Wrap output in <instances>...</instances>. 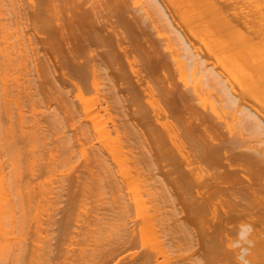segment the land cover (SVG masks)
<instances>
[{"label": "rangeland", "instance_id": "1", "mask_svg": "<svg viewBox=\"0 0 264 264\" xmlns=\"http://www.w3.org/2000/svg\"><path fill=\"white\" fill-rule=\"evenodd\" d=\"M3 2V5H2V2ZM0 1V6L2 7L1 9H0V11H5L6 9H7V11H5L6 13L4 14V12L3 13H1V16H0V32L1 33H3V34H1L0 33V48H2V49H0V263L1 264H98V263H103V264H105V262H106V264L108 263V264H139L138 263V256H136L138 253H140V252H142L143 250H145V251H148V252H151L154 248H156V247H159V245L160 246H162V242H164V241H166V240H164V238H166L165 236H161V234H163L161 231H159V232H161V234H159V232H158V234H159V236H160V238H158L159 236L157 235V236H155V237H152V236H154L153 234H151V236L150 237H148V239L149 240H146V237H145V240H142V241H144V243L143 242H141V243H143V244H140V240L136 243V247L135 248H133L132 247V249H128L127 250V252L125 251V252H119V255H114V259L112 258L111 260H110V262L108 261H106L105 260V262H104V259H102L101 258V255H97L98 254V250H99V254H101V252H103L104 251V249H107L112 243H114L115 242V240H116V238H115V235L113 234V232H111V230L116 226V225H118V223H119V221H121V223H122V220H119V218H117L118 219V222H116L117 221V219L115 220V219H109V216H110V213H109V215L107 216V214H106V211H105V209L104 208H106V207H108V206H110V205H107V204H105V203H110V201H111V199H110V191H106V190H104L103 189V191H102V189H99L98 188V186H97V183H98V181L99 180H97V178L99 177V176H97V177H95V176H92V178H90L91 179V181H90V179H89V177H91V176H85V177H83L82 179L81 178H79L78 179V177H76V179H75V176H76V174H77V170H78V172L81 170V166L80 165H82L83 164V162H84V159H85V156H83V152H85L86 153V155H87V153H88V148L90 147V145H88V144H85L87 147H86V149H84L85 151H83V152H79L78 154H75V157L73 158V159H71L72 161H69L70 159H67V157L64 155V158H63V155H62V148H61V145L58 147L59 149H56V147H55V141H57L58 140V142H60L61 143V140H63V138H65L66 136H68L71 132H70V130L72 129H70V124H66V118H67V120H69L71 117V115L73 116V114H69V116H65L66 118H65V120H64V118H63V116L61 115V114H59V111L58 110H56V111H58V114L60 115H57V112L55 111V107L57 106L56 105V103L59 105V102H57L58 100L57 99H59V101H63V100H61V98L62 99H64L65 97L67 98L66 100H68V97H69V99L70 100H73L74 102H75V106H76V109H77V119L79 118V122L81 121V122H86V125L89 123V125H87V128L89 129V127L91 126V123H90V121H89V116H88V119H87V117L85 118V119H83L84 117H85V115H87L88 114V111L90 110H92V112L94 111V108H92L94 105H97V101H98V98H99V102H100V98H101V96H102V94L103 93H108V92H106L107 90H106V87H105V85L106 84H108L107 82H109L108 80L106 81L105 80V76L107 75H105V76H103V77H105L104 79L101 77L102 75H99L101 78L100 79H102V80H100V82H101V86H103V88L101 87H99V89H100V93H98V91L95 93V91H93V90H91V91H89V92H87V93H84V100H87V102L85 101V103H83L84 105H87L88 104V100H89V98H90V102H89V105H87L86 107H87V109L85 108V114L82 112V110H81V108H83V107H81V105L82 106H84L83 104H81V102H79V100L78 99H76L75 97H76V92H75V90H76V88H74L73 87V82H75L74 81V79H72L70 76V78L68 77V72H70V71H68L67 70V72H65V70L66 69H68V68H66L65 69V67H68V65H70V63H66V65L64 64V61H59V62H61V65L62 66H60V63L59 62H57L58 60V58H61V55H62V57L63 56H65V54L63 55V53H64V50L66 51V49H65V44L64 43H62L61 45H63V49H62V52L63 53H61V49L59 50V51H57L58 52V54L57 53H54L53 51V53L51 52V51H48L49 49L48 48H46V49H48L47 50V53H46V49H44L43 50V48H41L40 47V45H41V43H39V41L38 42H34L30 37H35V40H37V39H42L43 38V36L44 37H46L47 35L46 34H44L43 35V32L41 33H36L34 30V27L33 26H31V28H30V24L32 25V23H35V20H33L34 22H31L30 23V19H31V17H30V19H29V17L28 16H25V17H27L26 19H28V20H26L25 18H23V19H25V20H23V22H16V20H15V22H13V23H15L14 25L11 23L12 21H10V18L12 17L11 15H10V11H9V9H11L12 7H16L17 8V10L19 9V8H21V9H23L24 11L26 10L27 12H32L33 11V13H34V4H35V0H13V2H12V0H1ZM20 2V4H19V2ZM84 1V0H83ZM91 1L93 2V0H90V3H91ZM95 1H96V3H95ZM102 1V2H101ZM112 1V2H111ZM116 1V2H115ZM120 1V0H119ZM118 0H105V1H103V0H94V2H93V4H94V7L93 6H91V5H93L92 3H91V5H90V3H89V0H88V3H89V6H90V8L92 7V8H95L96 10H97V12H98V14H99V12H100V14L99 15H101V17H102V22H101V17H100V22L102 23V24H100V26L101 25H103V26H96V27H98L99 28V35L101 36V37H103V39H106L105 40V43H104V45H105V47H102V48H105V49H103L102 50V48L100 49V51H110L111 52V54H113L112 55V58H111V62H112V65L110 66V68L108 67L107 68V70H105L104 68H100V67H98L100 70H102V71H100V72H102L101 74H103V72H104V74L105 73H109L110 71H112V69H115V70H113L112 72L114 73V75H116V77H115V83L117 84V91H118V95L121 97L122 96V98H123V100L125 99V101H126V99L130 102V104H128L129 102L128 101H124V103H125V105L127 104V106H129V108L131 107V108H134L135 109V107H133V106H137V105H141L142 107L144 106V109H143V111L144 112H146V114L148 115V117H147V122H145L146 124H148L149 123V125L151 126L152 125V123L153 124H155V119L156 118H154L155 117V114H154V112H155V110L152 112L151 111V109H153L155 106L156 107H159V105H160V107L159 108H156V109H158V110H160V108H161V111H158V112H160V113H162V117L163 118H160V119H163L162 120V122L163 121H165V122H171V125L173 126V124H174V126L173 127H175L176 128V130L178 129V124H176V122L177 123H179L180 124V120L178 119L179 118V114H177V112L178 111H175V110H178V109H176V108H174V105H175V102L177 103V96H179V94H181L182 96L184 95L185 96V94H187L188 92H191L192 94H193V92L191 91L193 88L191 87L192 86V84L193 83H195L196 81L197 82H199L200 84H201V80L198 78V77H200L201 78V76H203L201 73L202 72H200L201 70H199V69H201V68H199L198 67V70H196L195 72L194 71H192V69L193 68H190V66L186 63L187 62V60H186V58H183V57H185L184 56V54H182V53H185V52H183L184 50L182 49V44H183V42L182 41H180V37H179V35L178 34H180V36H182V37H184L182 40H186V39H188L187 41H189V43L191 42L192 44H191V46H189V47H191V49H192V51H194V53H196V55H203V58H204V56H205V58H206V60H207V63H208V66H210L209 68H210V70H212L213 71V75L214 76H217V80L216 81H218V80H222V82H224V84H225V90L224 89H221L220 87V85L219 84H215V85H213V87H206L205 85H206V83H205V81L204 82H202V83H205V85H203V84H201V85H203L202 86V89L203 90H200V86L201 85H199V83L198 84H194L195 85V88L197 87V85H199V89H196V91L197 90H200V91H197V92H199L198 94L200 95V97H202L203 98V100L204 101H202L201 99L202 98H199V100L197 101V100H195V103H192V105L193 106H196V105H198V106H196L195 108L196 109H199V111L200 112H198L199 113V115H200V113L202 114L203 112L205 113H203L202 115L203 116H205L204 118V120H207L206 121V123L208 122V123H210L209 125H211V130L209 131L210 132V134L212 135L213 134V138H214V136L216 137V138H212V140H209V142L211 143V144H217V143H219V141L221 142V141H223L222 142V144L225 146V148L227 149V148H229L231 151H234L235 153H237V152H239L241 149H239V148H241L242 147V145H243V147H242V149H246V151L247 150H249L248 148V146H251V147H253V148H260L261 146V144L259 145V143L257 144L256 143V145H255V143L253 142V141H255V139L256 138H254V136H252V135H250L249 134V132L248 131H246L245 132V130H246V128H244L243 129V126H242V123H240V121H239V119H237V117H238V112L235 110V109H237V107H238V104L240 105H242L243 104V107H245V108H247V109H250L251 111H254V112H259L258 114H260V116H264V79H260V78H262V77H260V78H258L259 77V75L260 76H264V66H262L261 67V65L262 64H264V30H262L261 28V26H264V25H261V24H264V19H262V18H260V16H259V14L261 15V17H264V15H262L261 13H260V10H259V8L261 9V11H264V9H262V7H264V6H262L260 3V5L261 6H257L256 7V3H254L256 0H254V1H252V0H250V3L248 2L249 0H247V1H245V0H209V2H208V0H197L198 1V3L199 4H197L196 5V0H185V3H188L187 4V6H186V4H183L184 3V1L183 0H180V3H178L177 1H179V0H177V1H174V0H121L120 2H119ZM125 3H124V2ZM173 1V2H172ZM183 1V2H182ZM191 3H190V2ZM205 1V2H204ZM261 1V3L262 2H264V0H260ZM7 2V3H6ZM12 2V3H11ZM105 4H104V3ZM109 2H111V3H109ZM123 2V3H122ZM165 2V3H164ZM178 4H177V3ZM195 2V3H194ZM204 2V3H203ZM213 4L214 3V5H217L216 7L213 5V7H215V8H217L219 11L218 12H220L221 11V14H219V15H217V13L214 11V10H216L215 8H210V7H212V5H210L211 3ZM245 2V3H244ZM247 2H248V4H247ZM254 4H253V3ZM257 2H259V0L257 1ZM23 3V4H22ZM24 3H25V6H24ZM33 3V4H32ZM84 3H85V1L83 2V5H84ZM104 5H103V4ZM106 3H107V5H106ZM108 3L110 4V6L111 5H113L114 7H115V9L117 8V10H115L114 9V7L113 6H108ZM122 4V6H121V4ZM127 3H128V5H127ZM130 3V4H129ZM153 3V4H155L154 6H151V4ZM175 3H176V5H175ZM208 3H209V6H208ZM252 3V4H251ZM11 4H13V6L11 7ZM85 4H87V2L85 3ZM95 4H96V6H95ZM102 4V5H101ZM133 4V5H132ZM152 4V5H153ZM172 4V5H171ZM189 4H193V6H194V4H195V6L194 7H197L198 8V5L199 6H203V8H204V13H205V11H207V7H209L208 8V19L206 18V15H200V17H202L203 19H204V23L203 24H210V22H212V26H207V29L209 28V30H206V28H205V30H206V32H209V33H206L205 32V30L204 29H201L202 27H203V25H202V21L200 22L201 23V26L202 27H199L198 28V26H200L199 24H197L198 26H195V27H197V30L195 29V27H193L192 28V30H194L195 32H194V34H193V31H192V34L190 33V31L191 30H189V29H191V28H189L190 27V25H191V27H192V24H190L189 26H188V24L189 23H187L186 24V22L187 21H190V20H188L187 18H186V20L184 19L185 17V15H187V14H185L186 12H184V13H182L183 12V10L184 11H187V10H185V8H187L188 7V5ZM202 4V5H201ZM205 4H207V6H205ZM5 5V6H4ZM31 5V6H30ZM119 5V6H118ZM141 5V6H140ZM156 5H157V7H156ZM178 5H182V6H186V7H183V8H181V12H180V9H179V6ZM249 5H251V6H249ZM252 5H254L255 7H252ZM4 6V7H3ZM85 6V5H84ZM88 6V7H89ZM107 6L109 7V9L111 8V9H113V10H110L109 11V9L107 8ZM128 6V7H127ZM175 6H178V8H176ZM6 7V8H5ZM28 9H27V8ZM88 7L87 8H85V9H88ZM113 7V8H112ZM118 7H120V9L118 8ZM146 7V8H145ZM154 7V8H153ZM157 9H160V11H161V14H159L160 12H159V10H156V8ZM160 7V8H159ZM177 9L176 11H179V12H176V11H174V9L175 8ZM189 7H191V6H189ZM219 7V8H218ZM241 7V8H240ZM5 8V9H4ZM30 8V9H29ZM84 8V7H83ZM89 8V10H91ZM106 8H107V10H106ZM140 8V9H139ZM145 8V9H144ZM201 8V7H200ZM199 8V9H200ZM254 8L255 9H257V10H259L258 12H257V10L255 11V12H253L254 11ZM2 9H4V10H2ZM13 9V8H12ZM15 9V8H14ZM128 9V10H127ZM153 11H152V10ZM167 9V10H166ZM191 9H192V11H194L193 10V7H191ZM195 9V8H194ZM16 9H15V11H17ZM22 10V11H23ZM32 10V11H31ZM105 12H104V11ZM115 10V11H114ZM145 10L148 12V13H150V14H148L147 12H145ZM202 10V9H201ZM242 10V11H241ZM253 10V11H252ZM19 11H20V9H19ZM19 11H17L18 13H19ZM23 12L25 15H27V12ZM101 11H103L102 13H101ZM114 11V12H113ZM116 11H118L117 12V14H116ZM120 11V12H119ZM132 11H133V13H132ZM191 10H189V12H190ZM210 11H212L211 13L213 14V15H211L210 16ZM223 11V12H222ZM9 12V13H8ZM12 12V11H11ZM21 12V11H20ZM111 12V13H110ZM145 12L146 14H147V16H146V14H144L143 15V13ZM189 12L187 11V13L189 14ZM214 12V13H213ZM241 12V13H240ZM247 12V13H246ZM251 12V13H250ZM16 13V12H15ZM22 13V12H21ZM33 13L30 15L29 13H28V15H30V16H32L33 15ZM110 13V14H109ZM157 13V14H156ZM178 13V14H177ZM222 13H223V16H224V19H225V22H224V19H222L223 17H222ZM5 15L4 17L2 16V15ZM6 14H7V16H6ZM153 14V15H152ZM164 14H165V16H164ZM168 14V15H167ZM183 15V17H180V15ZM191 14H192V12H191ZM190 14V17H192V15ZM197 14V13H196ZM195 14V15H196ZM206 14V13H205ZM253 14H254V16H253ZM258 14V15H257ZM103 15V16H102ZM116 15H119V18H117L116 19V17H118V16H116ZM149 15H150V17H149ZM156 17H155V16ZM158 15V16H157ZM169 15H171V16H169ZM198 15V14H197ZM220 15H221V17H220ZM257 15V16H256ZM19 16H24V15H21L20 13H19ZM105 16V17H104ZM113 16H114V18H113ZM214 18H213V17ZM216 16H218V17H216ZM246 16V17H245ZM112 17V18H111ZM142 17V18H141ZM147 17V18H146ZM159 17V18H158ZM162 17V18H161ZM165 17V18H164ZM200 17H199V19H200ZM216 17V18H215ZM220 17V18H219ZM1 18H2V21H1ZM4 18H8V19H4ZM103 18H105V19H103ZM123 18V19H122ZM139 18V19H138ZM144 18V19H143ZM146 18V19H145ZM151 18V19H150ZM154 18V19H153ZM164 18V19H163ZM175 18V19H174ZM182 18L186 21H184V20H182ZM210 18H212V19H210ZM227 18V19H226ZM19 19L22 21V17L20 18L19 17ZM18 19V20H19ZM32 19H34V17L32 18ZM113 19V20H112ZM122 20V21H119V23L117 22L118 20ZM142 19H143V23L141 22L142 21ZM170 19V20H169ZM180 19V20H179ZM191 20H192V18H190ZM193 19H195L194 17H193ZM214 19V20H213ZM248 19V20H247ZM259 19H261V20H259ZM4 20H6L5 22H7V24L4 22ZM11 20H12V18H11ZM107 20V22H109L108 24H109V26H105V25H108V24H106L107 22H105V21ZM112 20V21H111ZM198 20V19H197ZM209 20H210V22H209ZM212 20V21H211ZM218 20V21H217ZM227 20V21H226ZM243 20H246V21H243ZM251 20V21H250ZM257 20V21H256ZM10 21V22H9ZM14 21V20H13ZM98 21V20H97ZM155 21H156V23H158L157 25H155L156 23H155ZM175 21V22H174ZM193 21V20H192ZM4 22V23H3ZM8 22H9V24H10V28L8 27L9 25H8ZM99 22V23H100ZM105 22V23H104ZM136 22V23H135ZM162 22V23H161ZM185 22V23H184ZM194 22H198V21H194ZM214 22V23H213ZM226 22H230V26L232 27V28H230V26L228 25L229 23H226ZM244 22H245V24H244ZM249 22V23H248ZM260 22H262V23H260ZM18 23V24H17ZM24 23V24H23ZM26 23V24H25ZM96 23H98V22H96ZM114 23L116 24V26H114ZM134 23H135V25H134ZM174 23V24H173ZM178 23V24H177ZM224 23V24H223ZM254 23H256V24H254ZM260 24V27H259V24ZM3 24V25H2ZM6 24V25H5ZM11 24H12V26H11ZM20 24V25H19ZM181 24V25H180ZM187 26H186V25ZM219 24H220V26H219ZM223 24V25H222ZM226 24L229 26H226ZM235 24V25H234ZM250 24V25H249ZM18 25V26H17ZM23 25V26H22ZM35 25V24H34ZM122 25V26H121ZM213 25H214V27H213ZM216 25V26H215ZM218 25V26H217ZM256 26V28H255V26ZM4 26L6 27V28H4ZM29 26V27H28ZM110 26H113V27H110ZM121 26V27H120ZM139 26H142V27H138ZM156 26V27H155ZM160 26H162V27H160ZM193 26H194V24H193ZM224 26V27H223ZM235 26V27H234ZM2 27V28H1ZM36 27V26H35ZM108 27V28H107ZM109 27H110V29H109ZM114 27L116 28V29H114ZM121 29H120V28ZM137 27V28H136ZM148 27V28H147ZM169 27V28H168ZM177 27V28H176ZM217 27H220L219 29L217 28ZM222 27V28H221ZM16 28V29H15ZM33 28V29H32ZM106 30H105V29ZM132 28H134L135 30H137V31H135L134 29H132ZM140 28H142V29H140ZM153 28V29H152ZM181 28V29H180ZM183 28V29H182ZM204 28V27H203ZM210 28H212L211 30H212V32H211V30H210ZM214 28V29H213ZM216 28H217V31H216ZM253 28V29H252ZM3 29V30H2ZM5 29V30H4ZM30 29H32L33 31H32V33H33V35H34V32H35V35L33 36H30V34H32L31 33V30ZM37 29V28H36ZM102 29H104L103 31H102ZM123 29V30H122ZM164 29H166V31L164 30ZM231 29V30H230ZM235 29V30H234ZM239 31H238V30ZM30 32H29V31ZM114 30V31H113ZM139 30V31H138ZM140 30H141V32L142 31H144V32H142V35L143 36H140L141 34V32H140ZM164 30V31H163ZM168 30V31H167ZM171 30V31H170ZM199 30V35H198V31ZM230 30V31H229ZM233 30V31H232ZM250 30V31H249ZM12 31V32H11ZM17 31H19V32H17ZM21 31V32H20ZM25 31V32H24ZM110 32V33H108V32ZM113 31V32H112ZM117 31V32H116ZM176 31V32H175ZM185 31V32H184ZM201 31V32H200ZM204 33H203V32ZM215 31H216V33H215ZM112 32V33H111ZM116 32V33H115ZM121 32V33H120ZM123 32V33H122ZM127 32H129V33H131V34H129V33H127ZM135 32H137V33H135ZM156 32H157V34H156ZM166 32V33H165ZM178 32H180V33H178ZM239 32V33H238ZM249 32V33H248ZM16 33V34H15ZM23 33V34H22ZM105 33L107 34L108 33V35H105ZM119 33V34H118ZM125 33V34H124ZM127 33V34H126ZM144 33V34H143ZM159 33H161L160 35H161V37H159L158 36V34ZM185 33V34H184ZM195 33H197V35H198V37L196 36V34ZM206 33V34H205ZM211 33V34H210ZM12 34V35H11ZM37 34H39L41 37H38L37 36ZM116 34V35H115ZM138 34V35H137ZM140 34V35H139ZM167 34V35H166ZM171 34V35H170ZM201 34L203 35V37L201 36ZM205 34V35H204ZM211 35V38H210V35ZM242 34V35H241ZM28 35H29V39L27 38L28 37ZM46 35V36H45ZM113 35V36H112ZM119 35V36H118ZM120 35H122V37L120 36ZM124 35V36H123ZM126 35V36H125ZM176 35V36H175ZM194 35H195V37H194ZM10 36V37H9ZM15 36H17L16 38H15ZM22 38H21V37ZM27 36V37H26ZM109 36V37H108ZM118 38H117V37ZM191 36V37H190ZM207 36H209V38L207 37ZM5 37V40L3 39ZM48 38H49V35L47 36ZM46 37V38H47ZM149 37V38H148ZM173 37V38H172ZM174 37L176 38V39H174ZM181 37V38H182ZM186 37V38H185ZM205 37H207L206 39H205ZM7 38V39H6ZM8 38H9V40H8ZM47 38V39H48ZM170 38H171V40H170ZM213 38V39H212ZM16 39V40H15ZM34 39V38H33ZM44 39V41L46 40L45 38H43ZM107 39H109V41L107 40ZM116 39V40H115ZM135 39V40H134ZM190 39V40H189ZM211 40V41H213V42H210L209 40ZM21 40V41H20ZM24 40V41H23ZM28 40L30 41V44H31V42H32V45H30V44H28ZM127 40V41H126ZM142 40V41H141ZM147 40H148V42H147ZM150 40V41H149ZM160 40V41H159ZM163 40V41H162ZM245 42H244V41ZM249 40V41H248ZM10 42L11 41V43H8V42ZM13 41V42H12ZM16 43H15V42ZM41 41H43V40H41ZM131 41V42H130ZM178 41H180L182 44H177V43H180V42H178ZM187 41H185V42H187ZM1 42H2V44H1ZM120 42V43H119ZM129 42V43H128ZM153 42H154V44H153ZM167 42V43H166ZM168 42H169V44H168ZM210 42V43H209ZM4 43H7V44H4ZM26 43H27V46H26ZM35 43H39L38 45H35ZM44 43V42H43ZM42 43V44H43ZM46 43V42H45ZM44 43V45L43 46H47V43L45 44ZM188 43V42H187ZM188 43V44H189ZM212 43V44H211ZM10 44V49L7 47L8 45ZM15 44V45H14ZM109 44V45H108ZM116 44H117V46H116ZM124 44V45H123ZM150 44V45H149ZM176 44L178 45V46H176ZM205 44L207 45H209V49H210V47H211V49L209 50V51H211V52H209V53H207V48H205V47H207V46H205ZM211 44V45H210ZM15 47H14V46ZM17 45H19V46H17ZM21 45H23V46H21ZM30 45V46H29ZM106 45H108V47H107V49H106ZM130 45V46H129ZM152 45V46H151ZM169 45L170 46V48H171V50H170V48H169V50L167 51V50H165V48L167 47V46ZM184 45V44H183ZM2 46V47H1ZM5 46V47H4ZM12 46L14 47V50H12ZM16 46L18 47V48H16ZM35 46H37V47H35ZM42 46V47H43ZM45 46V47H46ZM118 46H120L121 47V49H119V47ZM180 46V47H179ZM47 47H49V46H47ZM111 47V48H110ZM116 47V49H114ZM125 47V48H124ZM178 47H179V49H181V50H179L178 49ZM194 47V48H193ZM22 48V49H21ZM38 49V50H36V49ZM110 48V50H108ZM118 48V49H117ZM136 48H138V49H136ZM155 50H154V49ZM158 48V49H157ZM164 48V49H163ZM7 49H9V50H7ZM17 51H16V50ZM19 49V50H18ZM21 49V50H20ZM25 49V50H24ZM28 49V50H27ZM33 49H35V51L33 50ZM111 49H113L112 51H114V52H112L111 51ZM143 49V50H142ZM157 49V50H156ZM161 49V50H160ZM167 49V48H166ZM176 49H178V51L179 52H177V50ZM23 50H24V52H23ZM43 50V51H42ZM116 50V51H115ZM131 50V51H130ZM140 50V51H139ZM148 50V51H147ZM153 50V51H152ZM176 50V51H175ZM206 50V51H205ZM8 51V52H7ZM20 51H22L20 54H19V52ZM34 51V52H33ZM42 51V54L40 55V52ZM120 51V52H119ZM123 51V52H122ZM124 51H126V52H124ZM142 51V52H141ZM146 51H147V53L149 54L150 52V55L152 56V55H155V56H152L153 57V59L151 58V56L149 57L148 56V54H145L146 53ZM155 51H157L158 52V54L159 55H161L160 57H159V55L157 54V52H155ZM181 51V52H180ZM3 52V53H2ZM18 52V53H17ZM44 52V53H43ZM51 52V53H50ZM118 52H119V54H118ZM122 52V53H121ZM156 54H155V53ZM176 52L178 53V54H176ZM2 53V54H1ZM10 53V55H8ZM13 55H12V54ZM28 53V54H27ZM38 53V54H37ZM117 53V54H116ZM125 53V54H124ZM144 53V54H143ZM172 53V54H171ZM180 53V54H179ZM203 53V54H202ZM212 53V54H211ZM5 54L6 55H8V57L6 56L5 57ZM16 55V57H15V59L13 58L15 55ZM23 54V55H22ZM33 54V55H32ZM52 56H51V55ZM115 54V55H114ZM122 54H124V55H126L125 57H124V55H122ZM173 55V58H174V56H178V55H180V56H178L177 58H178V60H179V58L182 60V63L184 62L185 64H186V66L188 67V70L186 71V73H187V75H185L184 74V72L185 71H183V73H182V75L180 76L179 75V72H180V74H181V68H180V65H181V63H180V65L178 66V65H176L178 62V60L176 61V59L175 60H173V58H170L171 57V55ZM209 54H210V56H209ZM38 55V56H37ZM131 55V56H130ZM13 56V57H12ZM19 56V57H18ZM35 56H36V58H38V57H40V60H41V58H42V60H44L45 62L43 63L44 65H43V67L44 68H42L41 69V67H42V65H41V67L40 66H37L36 68H35V64L38 62V59H36L35 58ZM58 56V57H57ZM119 56V57H118ZM122 56V57H121ZM145 56V57H144ZM157 56V57H156ZM197 56V57H198ZM207 56V57H206ZM10 57V58H9ZM50 57V58H49ZM150 58V61H152L151 63H149L148 62V64H150V66L146 63L147 61H148V59ZM200 57V56H199ZM1 58L3 59V60H1ZM10 61V62H8V60ZM16 58H18L19 60H20V62H19V60L17 59L16 60ZM146 58V59H145ZM12 59H14V60H12ZM33 59H34V61H33ZM35 59H36V63H35ZM142 59V60H141ZM146 61H145V60ZM162 60L161 61V65H160V62H158L159 60ZM228 59V60H227ZM11 60H12V62L14 61V62H16V63H12L11 62ZM52 60H54L53 62H52ZM80 60V59H79ZM82 60V59H81ZM114 60H116L115 62H114ZM127 60H129L128 62H127ZM166 60V61H165ZM172 60L174 61V65H173V62H172ZM181 60H179V61H181ZM4 61V62H3ZM56 61V62H55ZM83 61V60H82ZM131 61V62H130ZM144 61V62H143ZM170 61H171V63H170ZM18 62V63H17ZM52 62V63H51ZM120 63V64H118L119 66H117V63ZM125 62V63H124ZM142 62V63H141ZM166 62V63H165ZM176 62V63H175ZM35 63V64H34ZM45 63H50V64H45ZM79 63H81V61H79ZM116 63V64H115ZM129 63V64H128ZM145 63V64H144ZM154 63V64H153ZM156 63H158V65H159V67H156L155 68V66H157L156 65ZM165 63V64H164ZM229 63V64H228ZM2 64H4V65H2ZM16 64H17V66H16ZM25 64V65H24ZM55 66H54V65ZM56 64H58V65H56ZM153 64V65H152ZM184 64V65H185ZM23 65V66H22ZM51 65V66H50ZM148 65V66H147ZM152 65V66H151ZM155 65V66H154ZM176 65V66H175ZM8 68H7V67ZM52 66H54V67H52ZM57 66H59V67H57ZM63 66H64V68H63ZM116 66H117V68H116ZM140 66V67H139ZM161 66V67H160ZM202 66V65H201ZM3 67V68H2ZM57 67V68H56ZM112 67H115V68H112ZM123 68V70H122V68ZM130 67V68H129ZM150 67V68H149ZM173 67H175V68H173ZM179 69V71H178V69ZM236 67H237V70H236ZM258 67H260V68H258ZM40 68V70L38 71V69ZM161 70H160V69ZM166 68V69H165ZM184 68H185V66H184ZM262 68V69H261ZM5 69V70H4ZM35 69H36V71H38V73L37 72H35ZM48 69H49V71H48ZM52 69H54L53 70V73H52ZM58 69V70H57ZM60 69V70H59ZM119 69H121V71H119ZM137 69V70H136ZM155 71H154V70ZM165 69V70H164ZM197 69V68H196ZM241 71H239V70ZM257 69V70H256ZM20 70V71H19ZM45 70V71H44ZM61 70H62V73H60L61 72ZM103 70H105V71H103ZM167 70V71H166ZM184 70H186V69H184ZM4 71H5V73H4ZM108 71V72H107ZM123 71V72H122ZM128 71V72H127ZM144 71V72H143ZM165 71H166V73H165ZM169 71V72H168ZM257 71H258V74H256L257 73ZM57 72V73H56ZM63 72H64V74H63ZM119 72V73H118ZM178 72V73H177ZM191 72H194L195 74H196V76H198V77H196V78H193V80L195 79V82H193L192 81V77L194 76L195 77V74L193 75V74H191ZM236 72H238L237 74H236ZM239 72H240V75H239ZM244 72V74H242ZM2 73V74H1ZM20 73V74H19ZM52 73V74H51ZM117 73V74H116ZM161 73V74H160ZM165 73V74H164ZM198 73V74H197ZM216 73H218V74H216ZM254 73V74H253ZM262 73V74H261ZM3 74H6V75H3ZM39 74H41V75H39ZM57 74H59V76L57 75ZM61 74V75H60ZM62 74H63V76L65 75V74H67V75H65L66 76V79L68 80V78L70 79V81H69V83H73L72 84V86H71V84H69V83H67L68 81L66 80V79H63V78H65V76L63 77V78H61L62 77ZM70 74H72L71 72H70ZM100 74V73H99ZM201 74V75H200ZM234 74H236V75H234ZM256 74V75H255ZM13 75V76H12ZM50 75V76H49ZM55 75V76H54ZM118 75V76H117ZM151 75V76H150ZM175 75V76H174ZM180 77H179V76ZM184 75H185V77H184ZM193 75V76H192ZM43 76V77H42ZM125 76V77H124ZM192 76V77H191ZM234 76H235V78H234ZM242 76H243V78H242ZM258 76V77H257ZM39 79H38V78ZM50 77H52V78H50ZM68 77V78H67ZM118 77V78H117ZM119 77H121V79L119 78ZM161 77H162V79H161ZM177 77V78H176ZM182 77V78H181ZM183 77H184V79H183ZM187 77H188V79H187ZM204 77V76H203ZM202 77V78H203ZM42 78V79H41ZM167 78V79H166ZM176 78V79H175ZM178 78H180L179 80H178ZM237 78H241L240 80L239 79H237ZM44 79V80H43ZM49 79V80H48ZM62 79V80H61ZM199 79V80H198ZM238 81H237V80ZM41 82H40V81ZM43 80V81H42ZM56 80V81H55ZM73 82H72V81ZM119 80V81H118ZM120 80H122V81H120ZM153 80V81H152ZM159 80V81H158ZM181 80V81H180ZM203 80V79H202ZM205 80V79H204ZM36 81H38V82H36ZM46 81V82H45ZM58 81V82H57ZM67 81V82H66ZM106 81V82H105ZM169 81V82H168ZM182 81H184L185 82V85L182 83ZM239 81H240V84H239ZM43 82V83H42ZM168 84H167V83ZM59 83H61L62 85H60ZM121 83H123V84H121ZM155 83V84H154ZM172 83V84H171ZM180 83V84H179ZM110 84V83H109ZM124 84H125V86H124ZM140 84V85H139ZM150 84V85H149ZM156 84H157V86H156ZM187 84V85H186ZM53 85V86H52ZM66 85H69V87L72 89V91H73V93H72V91H71V89L70 88H68V86L66 87ZM118 85H120V86H118ZM162 85V86H161ZM169 85V86H168ZM171 85V86H170ZM178 87H177V86ZM189 85H190V87H189ZM36 86V87H35ZM40 86V87H39ZM51 86V87H50ZM56 88H55V87ZM58 86H60L59 88H57ZM75 86V85H74ZM123 86V87H122ZM164 86H166V87H164ZM183 86V87H182ZM39 87V88H38ZM63 87V88H62ZM145 87V88H144ZM154 87H156V89L154 88ZM186 87V88H185ZM188 87H189V90L187 91V89H188ZM206 87V88H205ZM219 89H217V88ZM27 90H26V89ZM49 88V89H48ZM52 88V89H51ZM122 89V88H124L122 91H124L125 90V92H122V91H120V89ZM167 88V90L169 91H172L173 92V94L175 95V97H177V98H174V100L173 101H175L174 102V105H173V102L171 101V99L173 98L172 96H174V95H169V92L167 93L168 95H165V94H162V92H167V90L166 91H164V89H166ZM177 88V89H176ZM210 88V89H209ZM214 88V89H213ZM223 88V87H222ZM39 89H41V90H39ZM47 89V90H46ZM55 90V91H52V90ZM162 89H163V91H162ZM191 89V90H190ZM206 89V90H205ZM221 89V90H220ZM50 92H49V91ZM60 90V91H59ZM68 90V91H67ZM70 90V91H69ZM104 92H103V91ZM148 90V91H147ZM152 90H154V92L152 91ZM176 90V91H175ZM47 91V92H46ZM121 93H120V92ZM147 91V92H146ZM150 91H152L151 93H150ZM62 92H63V94H62ZM70 92V93H69ZM149 92V93H148ZM159 92H161L160 94L161 95H165V97L164 96H162L161 97V95L159 94ZM179 92V93H178ZM184 93L185 92V94H182V93ZM200 92H201V94H200ZM211 94H210V93ZM227 92L229 93L228 95H230V96H225L224 95V93H226L227 94ZM65 93H66V95H65ZM68 93V94H67ZM126 93V94H125ZM221 93V94H220ZM41 94V95H40ZM56 94V95H55ZM72 94V95H71ZM74 94H75V96H74ZM157 94V95H156ZM170 94H171V92H170ZM192 94H188L189 95V97L191 96L192 98H193V96H192ZM197 94V93H196ZM198 94H197V96H198ZM207 95L208 97L209 96H211V97H207L206 96V99L207 100H209L210 102H208L206 99H204L205 98V96L204 95ZM233 94V95H232ZM59 95V96H58ZM86 95V96H85ZM89 95H91L90 97H89ZM98 95V96H97ZM154 95V97L151 99V97ZM188 95H186L185 97H186V99H188L189 97H187ZM224 95V96H223ZM73 96V97H72ZM88 96V97H87ZM133 96H135V97H133ZM158 97V98H156V97ZM169 96V97H168ZM183 96V97H184ZM237 96V97H236ZM94 99V100H92L91 101V99L92 98ZM138 97V98H137ZM172 97V98H171ZM232 98V97H236V99L238 100H236L237 102H235V105L234 104H232V105H230L229 106V104H231L232 102H228V100H227V98ZM55 98V99H54ZM73 98H75V99H73ZM86 98V99H85ZM161 98V99H160ZM170 98V101L169 100H167V99H169ZM54 99V100H53ZM97 99V100H96ZM137 100V102L135 101V100ZM155 99V100H154ZM163 99V100H162ZM176 99V100H175ZM190 99V98H189ZM188 99V101L190 102V100ZM195 99H197V97L195 98ZM225 101H224V100ZM51 100V102H49ZM53 100V101H52ZM66 100H64V101H66ZM78 100V101H77ZM166 100V101H165ZM194 100V99H193ZM221 100V101H220ZM223 100V101H222ZM47 101V102H46ZM55 101V102H54ZM63 101V102H64ZM72 101V102H73ZM94 101V102H93ZM97 103H96V102ZM134 101L136 102L135 104H134ZM139 101V102H138ZM206 101V102H205ZM63 102H61L60 103V105L59 106H61V105H64V103ZM78 103V105H77V103ZM94 104H93V103ZM141 102V103H140ZM148 102H149V104H148ZM208 102V103H207ZM223 102V103H222ZM47 103H48V105H47ZM63 103V104H62ZM96 103V104H95ZM155 103V104H154ZM197 103V104H196ZM228 103V104H227ZM53 104H55V105H53ZM91 104H92V107H91ZM150 104H153V106L154 107H152V105H150ZM170 104V105H169ZM196 104V105H195ZM203 104V105H202ZM121 105H123V103L121 104V103H119V104H117L116 106H114L113 105V107L111 108V110H109V112H111L112 111V113H110L111 114V116H113L114 115V113L117 115V116H119V117H117V116H114V117H116L117 119L119 118V120H126V119H128V124L130 123V124H133V123H135V122H133V121H135L137 118H138V116H137V114H135L136 115V117L137 118H135L132 122H130V119H129V115L130 114H128V118H127V116H125L124 118L122 117V109H123V107L121 106ZM150 105V106H149ZM180 106V104H177V107H179ZM199 105H200V107H199ZM202 105V106H201ZM77 106H79V107H77ZM120 106V107H119ZM140 106V107H141ZM173 106V107H172ZM176 106V105H175ZM2 107V108H1ZM91 107V108H90ZM118 107V108H117ZM122 107V108H121ZM171 107V108H170ZM180 107H182V106H180ZM179 107V108H180ZM198 107V108H197ZM229 107V108H228ZM57 108V107H56ZM88 108H89V110H88ZM113 108H115V109H113ZM121 108V109H120ZM137 108V107H136ZM154 108V109H155ZM195 108H193L194 110H195ZM211 108V109H210ZM239 108V107H238ZM113 109V110H112ZM118 109V110H117ZM168 109V110H167ZM175 109V110H174ZM181 109H183V108H180V111L182 112V110ZM129 110V109H128ZM164 110V111H163ZM172 110H174V111H172ZM184 110V109H183ZM51 113H50V112ZM89 111V113H90V115L92 114L93 115V113L92 112H90ZM170 111H172V113L170 112ZM196 111V110H195ZM202 111V112H201ZM236 111V112H235ZM61 112V111H60ZM81 112V113H80ZM129 112L131 113V109L129 110ZM157 112V111H156ZM163 112H165V113H163ZM167 112H168V114H167ZM174 112H176V114L174 113ZM183 112H185V111H183ZM182 112V113H183ZM226 112H227V114H226ZM49 113V114H48ZM53 113H55L56 115H54ZM152 113V114H151ZM175 115H174V114ZM178 113H180V112H178ZM83 114H84V117H83ZM122 114V115H121ZM170 114H171V116H170ZM234 116H233V115ZM236 114V115H235ZM55 116V117H53V116ZM91 115V116H92ZM108 115V114H107ZM107 115H105V116H107ZM151 116V118H150V116ZM164 115V116H163ZM167 115V116H166ZM207 115V116H206ZM50 116H52V117H50ZM56 116L58 117V118H56ZM75 116V115H74ZM91 116H90V119H93V117H94V115H93V117L91 118ZM121 116V117H120ZM132 116H133V114H132ZM236 116V117H235ZM83 117V118H82ZM101 117L103 118L104 117V114L103 113H101ZM109 117V115L107 116V118ZM161 117V116H160ZM164 117H166L165 119H164ZM177 118V120L179 121H176V120H174V118ZM184 117H186V116H184ZM199 117V116H198ZM232 117H235V119L233 118L232 119ZM52 118H56V119H59V120H57V123H55L54 125H52L53 123H52ZM69 118V119H68ZM74 118V117H73ZM76 118H74L72 121H76L75 122V124L73 123V125L75 126L76 125V127L78 126V125H80V123L78 122V120H76ZM83 120H81V119ZM101 118V119H102ZM106 118V117H105ZM104 118V119H105ZM107 118H106V120H107ZM168 118V119H167ZM175 118V119H176ZM207 118V119H206ZM34 119V120H33ZM38 119V120H37ZM152 119V120H151ZM167 119V120H166ZM199 119H200V117H199ZM198 119V121H196V120H191V122L190 123H192L193 124V126H195V128H196V131L199 129L200 130V132L202 131V128L204 127V126H209V125H206V123L205 122H203L204 124H201V120H199ZM33 120V121H32ZM36 120V121H35ZM61 120V121H60ZM86 120V121H85ZM171 120H173V121H171ZM232 120H234V123H233V121ZM237 120V121H236ZM60 122V125H59V122ZM71 121V122H72ZM88 121V122H87ZM149 121V122H148ZM152 123H151V122ZM176 121V122H175ZM201 121V122H200ZM37 122V124H35ZM69 122H70V120H69ZM70 122V123H71ZM79 124H78V123ZM197 122V123H196ZM39 123V124H38ZM144 125V126H142L141 128H142V130L144 131V129L145 128H150V126L148 125V127H147V125ZM175 124H176V126H175ZM198 124H201L200 126L198 125ZM235 124V125H234ZM35 125L36 126H39V127H41V128H39V127H36L37 129H39V130H37L38 131V134L40 135V137H39V135L38 134H36V135H38L37 137H39L40 138V141H38V139L39 138H37L36 137V141H38V143H34V142H32V141H35ZM57 125H58V127H57ZM62 125H64V126H62ZM67 125V126H66ZM178 125V126H177ZM197 125V126H196ZM204 125V126H203ZM19 128H18V127ZM55 126H56V128H55ZM66 126V127H65ZM89 126V127H88ZM234 126V127H233ZM62 127V128H61ZM152 127V126H151ZM242 127V128H241ZM245 127V126H244ZM2 128H3V130H2ZM18 128V129H17ZM6 129V130H5ZM13 129V130H12ZM40 129H41V131H40ZM58 129V130H57ZM64 129H65V131H64ZM148 129H145V131L147 132V130ZM151 129V128H150ZM240 129V130H239ZM17 130V131H16ZM27 130V131H26ZM29 130H31V131H29ZM62 130V132H60ZM67 130V131H66ZM89 130H91V132H90V135L91 136H93V127L91 126L90 127V129ZM141 130V131H142ZM180 130V131H179ZM179 130H177L178 132H177V135H178V137L180 136L181 138L180 139H182V132H181V129H179ZM216 130V131H215ZM57 131V132H56ZM96 131V130H95ZM97 131H99V133H100V130L99 129H97ZM214 131H215V133H214ZM223 131V132H222ZM4 132V133H3ZM8 132V133H7ZM14 132V133H13ZM24 132V133H23ZM27 132V133H26ZM70 132V133H69ZM198 132V131H197ZM200 132H198V133H196V134H200ZM219 132L221 133V134H219ZM239 132V133H238ZM248 132V133H247ZM13 133V134H12ZM31 133H33V134H31ZM37 133V132H36ZM68 133V134H67ZM9 136H8V135ZM15 134V135H14ZM29 134V135H28ZM43 134V135H42ZM95 134V133H94ZM179 134H181V135H179ZM203 136H204V133L202 132L201 133ZM242 134H243V136H242ZM5 135V136H4ZM65 135V136H64ZM96 135V139L94 138V139H92V142L96 145V144H98L99 142V140H101V137L103 138V136H101V137H98L97 136V134H95ZM99 135V134H98ZM101 135V134H100ZM222 135V136H221ZM248 135V136H247ZM25 136H27V137H25ZM219 138H218V137ZM251 136H252V138H251ZM5 137V138H4ZM13 137V138H12ZM17 137H18V139H17ZM25 137V138H24ZM45 137V138H44ZM243 137V138H242ZM248 137V138H247ZM7 138H9V139H7ZM15 138V139H14ZM22 140H21V139ZM27 138V139H26ZM32 138V139H31ZM184 138V137H183ZM5 141H4V140ZM26 139V140H25ZM29 139V140H28ZM49 139V140H48ZM61 139V140H60ZM97 139H99V140H97ZM185 139V138H184ZM184 139L183 140H180L181 142L182 141H184ZM216 139V140H215ZM238 139V140H237ZM4 142H3V141ZM9 140H12V141H9ZM30 140H32V141H30ZM103 140V139H102ZM22 143H21V142ZM25 141V142H24ZM187 139H185V142L183 143V148L182 149H184V148H188L189 146H188V144H186L187 143ZM216 141V142H215ZM227 141V142H226ZM3 142V143H2ZM18 142V143H17ZM31 142H32V144H31ZM51 142V143H50ZM96 142V143H95ZM98 142V143H97ZM180 142V143H181ZM189 142V141H188ZM256 142V141H255ZM11 143V144H10ZM28 143V144H27ZM34 143V144H33ZM49 143V144H48ZM252 143V144H251ZM5 144V145H4ZM7 144V145H6ZM10 144V145H9ZM19 144V145H18ZM39 144V145H38ZM45 144V145H44ZM51 144V145H50ZM186 144V145H185ZM227 144V145H226ZM254 144V145H253ZM24 145L26 146V147H24ZM37 145V146H36ZM84 145V146H85ZM240 145V146H239ZM259 145V146H258ZM11 146V147H10ZM27 146H29V147H27ZM31 146V147H30ZM50 146V147H49ZM52 146V147H51ZM180 146H181V144H180ZM239 146V147H238ZM246 146H247V148H246ZM262 146H264V145H262ZM37 147V148H36ZM238 147V148H237ZM2 148V149H1ZM39 148V149H38ZM55 148V149H54ZM190 148V147H189ZM31 149V150H30ZM185 149V151H187ZM4 150V151H3ZM29 151H30V153H29ZM51 151V152H50ZM59 151V152H58ZM60 151H61V153H60ZM243 151V150H242ZM32 152V153H31ZM36 152V153H35ZM244 152H245V150H244ZM50 153V154H49ZM39 154V155H38ZM221 154H222V152H221ZM232 154H234V153H232ZM17 155V156H16ZM50 155H52V156H50ZM85 155V154H84ZM223 155H224V153L220 156V158H219V162L220 163H224V161L221 159V157L223 158ZM31 157V158H30ZM50 157V158H49ZM83 157V158H82ZM33 158H35L34 160H33ZM37 158H39V159H37ZM59 158H61L60 160H59ZM220 160H222V162L220 161ZM219 162H218V164H219ZM54 164V165H53ZM211 163H209L208 165H210ZM218 164L217 165H215V166H217V170L218 171H216V167H212V166H214V164L212 165V166H210V168L209 169H212L211 170V172L210 173H213V174H211L210 175V173L208 172L206 175H204L206 178H207V175L209 174L210 175V177L212 176L213 177V175L215 176V172H217V173H219V172H221L222 171V167L220 168L219 166H218ZM51 165V166H50ZM68 165V166H67ZM73 165V166H72ZM77 167H75V166ZM247 165V164H246ZM245 165V169L244 170H246V167H249V166H246ZM204 165H202V167H203ZM222 166V165H221ZM68 167V168H67ZM72 167V168H71ZM80 169H79V168ZM201 167V168H202ZM205 167H206V170L208 169V166L207 165H205L202 169L203 170H205ZM50 168V169H49ZM213 168H215L214 170H213ZM221 170H220V169ZM250 168V167H249ZM70 169H71V171H70ZM117 169V168H116ZM133 169V168H132ZM132 169H130V170H132ZM183 169V168H182ZM248 169V168H247ZM75 170H76V172H75ZM249 170V169H248ZM246 171L247 173L249 172L250 174L251 173H253L251 170H249V171ZM49 171V172H48ZM117 171L118 172H116V175L118 176V175H125V174H128L127 172H128V170L125 168L124 170H123V168L120 170L119 168L117 169ZM122 171H127L126 173H124V172H122ZM215 171V172H214ZM119 172H122V173H124V174H122V173H119ZM118 173V174H117ZM203 174H205V173H203ZM71 175V176H70ZM78 175V174H77ZM149 175V174H148ZM208 175V176H209ZM240 175V174H239ZM203 176V177H204ZM72 179H71V178ZM88 177V178H87ZM102 177V175L100 174V177L99 178H101ZM119 177V176H118ZM209 177V179L208 180H210V179H212V178H210ZM98 178V179H99ZM102 180H103V178H101ZM71 180V181H70ZM76 180H78V182L80 183H78ZM94 181V182H93ZM47 182V183H46ZM70 182V183H69ZM72 182V183H71ZM78 184H77V183ZM140 182V181H139ZM138 182V183H139ZM15 183V184H14ZM83 183H85V184H90L91 183V186H94V187H96L97 186V188H94V187H92V189H90V190H93V191H86V189L87 188H83L82 187V185H83ZM262 183H264V179H262L261 180V184ZM84 184V185H85ZM143 184V183H142ZM142 184H140L142 187H143V185ZM260 184V187H259V185H255L254 186V188L257 186V188H255V189H258V191H247V192H245V191H243V194L245 193V194H247L248 192H250V193H248L246 196H244L243 195V197H247V199L248 198H250V196H251V194H252V196H253V194H254V196L255 197H258L259 198V200H260V202H258V205L256 204V206H255V208H254V210H255V212H254V210H252V212H254V214L256 215V218L258 219L259 218V220L260 221H264V215H262V214H264V193H261V192H264V186H262ZM73 185V186H72ZM77 185V186H76ZM99 185V184H98ZM137 185V184H136ZM139 185V184H138ZM138 186L139 188L141 187V186ZM12 186V187H11ZM89 186V185H88ZM132 186V185H131ZM134 186V188H135V184L133 185ZM7 187V188H6ZM11 187V188H10ZM16 187V188H15ZM70 187H71V189H70ZM90 187V186H89ZM137 187V188H138ZM141 187V188H142ZM13 188V189H12ZM76 188V189H75ZM91 188V187H90ZM133 188V187H132ZM131 187H130V190L129 191H121V193H123V195H125L126 197H128V199L132 196V197H134V196H136V194H139V193H141V194H143L142 193V190L141 189H137V188H133L132 189ZM5 189V190H4ZM95 189V190H94ZM262 189V190H261ZM8 190V191H7ZM10 190V191H9ZM43 190H46V191H43ZM101 190V191H100ZM133 190V191H132ZM135 190V191H134ZM137 190H138V192H137ZM139 190H141V191H139ZM137 192V193H136ZM159 193H161L160 191H158ZM172 192H174V191H172ZM197 192V193H196ZM215 192V193H214ZM217 191H181V193H180V191H179V194H178V192H177V194H178V196H180V198L178 197V196H176V198H179V199H181L182 198V196L183 197H186V199L188 200H184L183 199V201H181V203L182 204H185V203H189V204H191V202H194V204L192 203L191 205H189V206H192V205H200V207L203 205V206H205V208H207V211L209 210V212H207V214L205 215V216H207V217H205V216H203L204 217V221H203V218L201 217L200 219H199V217L197 218V217H195V216H193L192 214H190V212L189 213H187V211L186 210H188V209H182L183 211H181V203H180V201H179V206H180V208H179V206L177 207V209L179 208V211L180 212H178V211H176V213H180V214H176V215H171L172 217H173V219H181L182 220V218L184 219V217L186 218V217H190V215L192 216V217H195V219L194 218H191V220L190 221H192L193 220V224H190V223H188L187 225V229L186 230H189L188 232H185L184 233V231H183V229H182V227H180L181 229H182V231H179L178 229H177V232L178 233H174V235L176 234V236H178V237H174V239H175V242H177L178 244H181V246H184V248H185V245L187 244V246L188 247H190L191 245H193V244H190L189 243V245H188V242H190L191 240L190 239H187V238H190V237H192V239H194V242H195V240L196 239H201V241H199L198 242V244H199V246H196L195 248L197 249V247L199 248L198 250H199V252H196V253H192L191 251H189V249L187 250V251H189V252H186L185 250L184 251H182L181 252V254H183V256H185V258L187 257V255H188V257L185 259H183V261L180 263V262H173V260H172V258L170 259H164L163 258V256H162V258L160 257V256H158L157 258H156V261H157V263L158 264H204V263H215L216 262V264H239L237 261H239L238 259H239V257H238V255L241 253L240 251H241V244L240 243H237V242H240V241H242V238H240L239 236H238V234H237V238H235V234H231L232 235V237H231V235H229V236H227L228 234H226V232L224 233L223 232V235L224 234H226V236H225V239H223V235H220V236H223V237H221L222 239H223V244H222V247L221 248H219L218 246L219 245H217V247L219 248V250H217V252H216V254H214L213 253V251L211 252V253H209L210 251H209V249H208V247L206 246V245H208V246H210V247H212V244L214 243V245L217 243V242H213V240L214 239H217L216 238V236L218 235V233H217V235H215V234H212L211 236H210V238L209 239H212V237H213V240L211 241V242H209L210 243V245L209 244H207L208 242H207V240H205L204 241V239H205V234H206V231H205V233L204 232H202L203 230L201 229L202 227H201V224L203 225V224H207L208 222V224H207V226L205 227L207 230L209 229V227H211V225H209V224H214L213 222H216V217L218 216H220V217H222V214H223V211H227V210H232L233 209V206H234V204H235V202H241V204H243V205H245L246 207H250L251 208V206H250V200H247L248 201V203H245L244 202V200L242 201L241 200V194L239 195L238 193H236V192H234V191H218L219 192V194H218V192L216 193ZM222 192L224 193V194H222ZM239 192V191H238ZM134 193V194H133ZM136 193V194H135ZM175 193V192H174ZM187 193V194H186ZM196 193V194H195ZM202 195H201V194ZM209 193H210V195H209ZM240 193V192H239ZM242 193V192H241ZM130 194V195H129ZM167 194V193H166ZM186 194V195H185ZM209 196H208V195ZM215 195V197L213 196V195ZM140 195V194H139ZM169 195V194H168ZM194 195V196H193ZM232 195V196H231ZM109 196V197H108ZM191 196V197H190ZM200 196H202V197H200ZM240 198H239V197ZM249 196V197H248ZM106 198V200H105V198ZM131 197V198H132ZM145 197H147V196H145ZM145 197L143 196V198H144V205H145V207H144V205H139V207L137 208V209H135L134 207H135V204H134V207H133V209H135V213L134 212H132V220L134 221V222H136L137 224H139L140 223V221H141V219H143V218H141L142 217V215H146L147 214V212H148V214L150 213V211H151V208H154V204H155V202L153 203V202H150V201H148L147 199H145ZM188 197V198H187ZM193 197V198H192ZM198 199H197V198ZM204 197V198H203ZM217 197V198H216ZM232 197V198H231ZM109 198V199H108ZM192 198V199H191ZM208 198H209V201H208ZM210 198H213V199H210ZM216 198V199H215ZM236 198H238V199H236ZM215 199V200H214ZM235 201H234V200ZM108 200V201H107ZM110 200V201H109ZM130 200V199H129ZM133 200V199H132ZM129 201V202H131V204H132V202L133 201ZM146 200V201H145ZM177 200L178 199H176V203H175V205L177 204ZM204 200V201H203ZM211 200V201H210ZM107 201V202H106ZM148 201V202H147ZM174 201H175V198H174ZM195 201H196V203H195ZM206 201V202H205ZM212 201H213V203H212ZM142 202H143V200H142ZM203 202H205V203H207V204H209V205H206L205 203V205L204 204H202ZM226 202V204H224ZM227 202H228V204H227ZM243 202V203H242ZM153 203V204H152ZM188 203L187 204H185L182 208H184L186 205V208L187 207H189L188 206ZM200 203V204H199ZM245 203V204H244ZM132 204V205H133ZM141 204V203H140ZM215 204V205H214ZM221 205V207H220V205ZM223 204V205H222ZM239 204V203H238ZM248 204V205H247ZM148 205V206H147ZM156 205V204H155ZM167 205V204H166ZM165 204L163 205V206H166ZM170 205H172V204H170ZM178 205V204H177ZM176 205V206H177ZM213 205H214V207H213ZM160 206H162L161 204H160ZM169 206V204L165 207V208H168V209H163V210H172L171 208H172V206H170V208L168 207ZM207 206V207H206ZM229 206H231V207H229ZM98 207V208H97ZM151 207V208H150ZM213 207V208H212ZM75 208V209H74ZM148 208V209H147ZM161 208V207H160ZM216 209V212L218 211V210H220V211H218L217 212V215H216V213L215 212H213L212 210H215ZM221 208V209H220ZM238 209H239V206L237 207ZM261 208V210H259ZM70 209V210H69ZM74 209V210H73ZM106 209H108V208H106ZM162 209V208H161ZM240 209H241V207H240ZM101 210V211H100ZM146 210H147V212H146ZM185 210V211H184ZM100 211V212H99ZM143 211V212H142ZM69 212V213H68ZM102 212V213H101ZM106 214L105 216H106V218H108L109 220H110V222L107 220V219H105L104 217L105 216H102V215H104V213ZM140 213V215H138L139 213ZM172 212V211H171ZM211 212V213H210ZM212 212L215 214V218H214V220L213 221H211L210 222V220H211V217H213L214 215L212 214ZM144 213H146V214H144ZM175 213V211L173 212V214ZM210 213V214H209ZM258 214V217H257V214ZM69 214H71V215H69ZM151 214V213H150ZM182 214V215H181ZM187 214V215H186ZM188 214H190V215H188ZM212 214V215H211ZM23 215V216H22ZM135 215V216H134ZM137 215V216H136ZM183 215H184V217H183ZM209 215H211V216H209ZM140 216V217H139ZM167 217V218H169V219H171L172 217ZM178 216H180V218L178 217ZM64 217V218H63ZM111 217V216H110ZM139 217V218H138ZM209 217V218H208ZM217 217V219H219ZM69 218V219H68ZM96 218V219H95ZM107 220L106 222H108V223H105V221L103 220ZM138 218V220H135V219H137ZM189 218V219H190ZM139 219H140V221H139ZM168 219V220H169ZM23 220V221H22ZM68 220V221H67ZM70 220V221H69ZM97 220H98V222H97ZM115 220V221H114ZM200 220V221H199ZM207 220H209V221H207ZM35 221H36V223H35ZM64 221H65V223H64ZM72 221V222H71ZM102 221V222H101ZM113 221V222H112ZM174 221V220H173ZM179 221V220H178ZM199 221V222H198ZM201 221H203V222H201ZM207 221V222H206ZM23 222V223H22ZM114 222H115V224L116 225H114ZM172 222V219L170 220V222H167V221H164L163 223H171ZM180 222V221H179ZM98 223V224H97ZM102 223V224H101ZM121 223H119V225H121ZM201 223V224H200ZM25 224H27V225H25ZM64 224V225H63ZM69 224V225H68ZM105 224H107L108 226L109 225H114L113 226V228H111L110 227V229H109V227H107V225H105ZM98 225H99V228H98ZM101 225H102V230L100 231V229H101ZM105 225V226H104ZM200 225V226H199ZM105 227V229H107V230H105L104 229V227ZM159 226V225H158ZM161 226V225H160ZM164 226H165V224H164ZM205 226V225H204ZM162 227H163V225H162ZM197 227V228H196ZM199 227V228H198ZM22 228V229H21ZM25 228H27V230L25 229ZM62 228H63V230H62ZM160 229H161V227H159ZM190 228V229H189ZM185 229V228H184ZM212 229H213V227H212ZM68 231V233H67V231ZM108 231V230H110V231H108L109 233H107L108 235H106V232H104V231ZM159 230V229H158ZM62 231H63V233H62ZM98 232V233H96V234H94L95 232ZM197 231V232H196ZM198 231H200V232H198ZM210 231V230H209ZM111 232V233H110ZM181 232V234H179ZM66 233V234H65ZM152 233H155V232H152ZM190 233V234H189ZM194 233V234H193ZM88 236H87V235ZM95 236H94V235ZM104 234V235H103ZM111 234V236H109ZM149 234V235H150ZM157 234V233H156ZM155 234V235H156ZM177 234H179V235H177ZM184 234V235H183ZM197 234V235H196ZM89 235H90V237H89ZM105 237V235H106V238L108 239H110L111 241H109V240H104V238H103V236ZM173 235V236H174ZM181 235V236H180ZM185 235H187V236H185ZM189 235H191L190 237H189ZM193 235V236H192ZM204 235V236H203ZM213 235H215V237L213 236ZM99 236V237H98ZM220 236H218V237H220ZM96 237H98L97 238V240H96ZM102 237V238H101ZM112 239H111V238ZM117 237V236H116ZM198 237V238H197ZM204 237V238H203ZM229 237V238H228ZM89 238V239H88ZM115 238V239H114ZM185 238V239H184ZM155 239L157 240H159V241H161V240H163V241H161V242H159L158 243V241H155ZM167 239V238H166ZM179 239V240H178ZM184 239V241H182ZM188 240V242H187V240ZM237 239V240H236ZM101 240V241H100ZM104 240V241H103ZM219 240V239H218ZM226 240H228V241H226ZM229 240H230V242L232 241V240H234V241H232L231 243L229 242ZM238 240H240V241H238ZM98 241V242H97ZM105 241H106V243H105ZM109 241V242H108ZM217 241V240H216ZM103 242V243H102ZM112 242V243H111ZM145 242H146V244H145ZM180 242V243H179ZM227 244H226V243ZM109 243H111V244H109ZM157 243H158V245H157ZM166 243V242H165ZM186 243V244H185ZM201 243V244H200ZM206 245H205V244ZM106 246H105V245ZM153 244V245H152ZM167 244V243H166ZM204 244V245H203ZM229 244V245H228ZM240 244V245H239ZM20 247H19V246ZM24 245V246H23ZM93 245V246H92ZM95 245V246H94ZM157 245V246H156ZM201 245H203V247L205 248L206 247V251L208 252V257H206V254H204V252H201L202 251V249L200 250V246ZM214 245H213V247H214ZM239 245V246H238ZM23 246V247H22ZM91 246H92V248H91ZM100 246V247H99ZM101 246H103V247H101ZM145 246V247H144ZM163 246H165V245H163ZM186 246V247H187ZM216 246V245H215ZM232 246V247H231ZM90 247V248H89ZM142 247H144V248H142ZM238 247H240V248H238ZM23 248V249H22ZM165 248V247H164ZM24 249H26V250H24ZM95 249V250H94ZM96 249H98V250H96ZM166 249H168V248H166ZM223 249H225V250H223ZM232 249V250H231ZM240 249V250H239ZM22 250H23V252H22ZM82 250H84V251H82ZM86 250V251H85ZM91 250V251H90ZM102 250V251H101ZM131 250H132V252H135L134 254H133V256H132V252H131ZM214 250V249H213ZM222 250V251H221ZM97 251V252H96ZM136 251H137V253H136ZM218 251L221 253H218ZM225 251H227V252H225ZM230 251H231V254L229 255L231 258H229V256H227L228 254V252L230 253ZM21 252V253H20ZM88 252H89V254H88ZM192 254H191V253ZM224 252H225V255H224ZM80 253H81V255H80ZM85 253V254H84ZM206 253V252H205ZM89 255V256H85V255ZM136 254V255H135ZM196 254L198 255V256H196ZM201 254V255H200ZM218 254H220V257H219V255ZM227 254V255H226ZM84 257H83V256ZM97 255V256H96ZM134 255H135V257H137V260L135 259V257H134ZM167 255V257H169L168 255H170V253H168V254H166ZM212 255V256H211ZM215 255V256H214ZM217 255H218V257H217ZM18 256V257H17ZM24 256V257H23ZM82 258H85V259H82ZM189 256H192L191 258H192V260H190L191 258L189 257ZM204 256V257H203ZM228 258V259H226V257ZM193 257H194V259L195 260H200V261H195L194 259H193ZM224 257H225V259H224ZM17 258H18V260H17ZM88 258V259H87ZM131 258V259H130ZM208 258V259H207ZM210 258V259H209ZM215 258H217V260H215V262H214V259ZM235 258V259H234ZM236 258H238L237 260H236ZM4 259V260H3ZM126 259V260H125ZM135 260V261H137V263L135 262V261H131V260ZM158 259H159V261H158ZM213 259V260H212ZM236 260L235 262H234V260ZM3 260V261H2ZM16 260V261H15ZM23 260V261H22ZM120 260L122 261L121 263H120ZM166 260L168 261V263L166 262ZM185 260V261H184ZM190 260V261H189ZM210 260V261H209ZM127 261V262H126ZM139 261H141V259H139ZM155 261V262H156ZM163 261H165V262H163ZM172 261V262H171ZM13 262V263H12ZM23 262V263H22ZM96 262H98V263H96ZM123 262H125V263H123ZM155 262H153V263H155ZM185 262V263H184ZM203 262V263H202ZM219 262V263H218ZM237 262V263H236ZM240 262H242L241 260H240ZM152 263V264H153ZM156 263V264H157Z\"/></svg>", "mask_w": 264, "mask_h": 264}, {"label": "bare ground", "instance_id": "2", "mask_svg": "<svg viewBox=\"0 0 264 264\" xmlns=\"http://www.w3.org/2000/svg\"><path fill=\"white\" fill-rule=\"evenodd\" d=\"M1 1V0H0ZM22 1V0H21ZM31 1V0H30ZM85 1V3L87 2V4H85L84 3V5H83V2ZM35 0V10H34V13H33V11L32 12H27L26 10V12H27V15H25L23 12H25L23 9H21V8H19L20 9V11L22 12H20L19 11V9L17 10V8L16 7H12L13 6V4H11V7L13 8H11V9H9V11H10V15L12 16L11 18H12V20H11V18H10V21H12L11 23L14 25L16 22H23V20H25L27 17H25V16H28L29 17V19H30V17H31V19L29 20L30 21V23L31 22H34L33 20H35V23H32V25L30 24V28H31V26H33L34 27V31L36 32V33H42L43 32V35L44 34H46L47 36L49 35V38L47 39L46 37H44L43 36V38H45L46 40L44 41V39L42 38V39H37V40H35V37H30L34 42L36 41V42H38L39 41V43H41V45L39 44V43H35V45H40V47L41 48H43V50L44 49H46V48H48V49H46V53H47V50L48 51H53L54 53H57L58 54V52L57 51H59L60 49H61V53H63L62 52V49L64 48L63 47V45H61L62 43H64L65 44V49H66V51L64 50V53H63V55L65 54V56H63L62 57V55H61V58H58L57 60V62H59L60 60L61 61H64V64L66 65V63L68 62V63H70V65H68V67H65V69L66 68H68V69H66L65 70V72H67V70L68 71H70L72 74H70V72H68V77L70 76L72 79H74V81L75 82H73L72 80V82L74 83H69V81H70V77L68 78V80L66 79V76L65 75H67V74H65L64 76H65V78H63L64 76H63V74H64V72H63V74H62V77L61 78H63V79H66L67 81V83H69V84H71V86H72V84H73V87L74 88H76V90H75V92L77 93L76 94V99H78L79 100V102H81V104H83V103H85V101L87 102V100H84V93H87V92H89V91H91V90H93V91H95V93L98 91V93H100L99 91H100V89H99V87L101 86L100 84H101V82H100V80H102V79H100L101 77L104 79L105 77V80L107 81H109V82H107L108 84H106L105 85V87H106V92H108L107 94L106 93H103L102 94V96H101V100H100V102H99V98H98V103H97V105H94L93 107H92V104H91V107L92 108H94V111L92 112V110L90 111L89 110V108H88V110L90 111V112H92L93 113V115H94V117H93V115L91 116L90 115V113H89V111H88V114L87 115H85V117H84V110H85V108L87 109V105H89V102H90V98H89V100H88V104L87 105H84V106H82L81 105V107H83V108H81V110H82V112L84 113L83 114V119H85L86 117H87V119H88V116H89V121H90V123H91V126L93 127V136H91L90 135V132H91V130H89L90 129V127H89V129L87 128V125H89V123L86 125V122L84 123V122H79V118L77 119L76 117H77V113L79 112H77V109H76V106L74 105L75 104V102L73 101V100H70L69 99V97H68V100H66L67 98L65 97L64 99H62L61 98V100H66V101H59V99H57L58 101L57 102H59V105H60V103L61 102H63L64 103V105H61V106H59L57 103H56V105L55 104H53V105H55L56 107H55V111L56 110H58L59 111V114H61L62 116H63V118H64V120H65V118L67 117V116H69V114L71 115V114H73V116L71 115L70 117V122L74 119V118H76V120H78V122L80 123V125H78L77 127H76V125L74 126L73 125V123L75 124V120L74 121H72L71 123L69 122V120H67V118H66V124L68 123V124H70V134L68 135V136H66L65 138H63V140H61V143L60 142H58V140L57 141H55V147H56V149H59L58 147L61 145V148H62V155H63V158H64V155L67 157V159H70L69 161H72L71 159H73L74 157H75V154H78L79 152L81 153V152H83V151H85L84 149H86V145L85 144H88V145H90V147L88 148V153H87V155H86V151L85 152H83V156H85V159H84V162H83V164L82 165H80L81 166V170L78 172V170H77V174H76V176H75V179H76V177H78V179L79 178H83V177H85V176H91V177H89V179L90 178H92V176H95V177H97V176H99L100 177V174L102 175V177L101 178H103V180L101 179V178H97V180H99L98 181V183H97V186H98V188L99 189H102V191H103V189L104 190H106V191H110V199H111V201H110V203H105V204H107V205H110V206H108V207H106V208H108V209H106V208H104L105 209V211H106V214H107V216L109 215V213H110V216H109V219L111 220V219H117V218H119V220H122V223H121V221H119V223H121V225H119V223H118V225H116L115 224V222H114V225H116L114 228H113V224L112 225H107V224H105V225H107V227H109V229H110V227L111 228H113L112 230H111V232H113V234L115 235V238H116V240H115V242L114 243H109V244H111L107 249H104V251L103 252H101V254H99V250L98 249H96V250H98V254L97 255H101V258L102 259H104V262H105V260L107 261H109L110 262V260L113 258L114 259V255H116L117 253V255H119V252L121 253L122 251L123 252H127V250L128 249H132V247L133 248H135L136 246V243L140 240V244H143L144 243V241H142V240H145V237H146V240H149L148 239V237H150L151 236V234H153L154 236H152V237H155V236H159V234H161V232L163 233V234H161V236L163 235V236H167L166 238H164V240H166V241H164V242H162V246H160L161 244L159 243V242H161V241H163V240H161V241H159L158 239L156 240L155 239V241H158V243L160 244L159 245V247H156V248H154L151 252H148V251H145V250H143L142 252H140V253H138L136 256H138V258L139 259H141V261H139V259H138V263L139 264H152L153 262H155L156 261V258L158 257V256H160L161 258H162V256H163V258L165 259H171L172 258V260H173V262L175 261V262H182L183 261V259L185 258V256H183V254H181V252L182 251H186V252H189V251H191L192 253H196V252H199V248L197 247V249L195 248L196 246H199V244H198V242L199 241H201V239H196L195 240V242H194V239H192V237H190L191 235H189V237L190 238H187V239H190L191 241L190 242H188V240H187V242H188V245H189V243L190 244H193V245H191L190 247H188L187 246V244L185 245V248H184V246H181V244H178L177 242H175V239H174V237L176 236V234L174 235V233L176 232V233H178L179 231H182V229H183V231H184V233L185 232H188L189 230H186L187 228V224L188 223H190V224H193L194 222H193V220L192 221H190L191 220V218H194L195 219V217H199V219L202 217L203 218V221L205 220L204 219V217L203 216H205L206 214H207V212H209V210L207 211V208H205V206H201L200 207V205H192V206H189V205H191L192 203L194 204V202H191V204H189L188 202V206L189 207H187L186 208V206L184 207V208H182L185 204H187V203H185V204H182L181 203V201H183V199L186 201L187 199H186V197H183L182 196V198L181 199H179L180 198V196H178V194H179V191H180V193H181V191H234V192H236V193H238L239 195L241 194L242 196H241V200L243 201L244 200V202L245 203H248V201L247 200H250L249 202H250V206H251V208L248 206V207H246L245 205H243V204H241V202H235V204H234V206H233V209L232 210H227L226 212L225 211H223V214H222V217H218L219 219H217V217L215 216V214L213 213V212H215L216 213V215H217V212L218 211H220V210H218L217 212H216V209L215 210H212L213 212H212V214L214 215L213 217H211V220H210V222L211 221H213L214 220V218L216 217V222H213L214 224H209V225H211V227H209V229L207 230L205 227L207 226V224L209 223H205V224H201V229L203 230L202 232H204L205 233V231H206V234H205V239H204V241L205 240H207V244H209L210 245V243L209 242H211L212 240H213V237H212V239H209L210 238V236L212 235V234H215V235H217V233H218V235L216 236V238L217 239H214L213 240V242H217L215 245H214V243L212 244V247H210V246H208V245H206L205 243V245L208 247V249H209V253H211L212 251H213V253L214 254H216V252H217V250H219V248H221L222 247V244H223V239H225V236H226V234H228L227 236H229V235H231V234H235V238H237V234H238V236L240 237V238H242V241H240V240H238V241H240V242H237V243H240L242 246H241V248L240 247H238V248H240L241 249V253L238 255V257H239V259L238 258H236V260L238 259L239 261H237L239 264H264V221H260L259 220V218L257 219L256 218V215L254 214V212H255V210H254V208H255V206H256V204L258 205V202H260V200H259V198L258 197H255L254 196V194H253V196H252V194H251V196H250V198H248L247 199V197H243V195L244 196H246L248 193H250L251 191H258V189H255V188H257V186L254 188V186L255 185H259V187H260V184H261V180L262 179H264V146H262V145H264V116H260V114H258L259 112H254V111H251L250 109H247V108H245V107H243V104L241 105H239L238 104V107H237V109H235L237 112H238V117H237V119H239V121H240V123H242V126H243V129L244 128H246V130H245V132L246 131H248L249 132V134L250 135H252V136H254V138H256L255 139V141H253L254 143H255V145H256V143L258 144L259 143V145L261 146L260 148H253V147H251V146H248L249 148V150H247L246 151V149H242V147H243V145H242V147L241 148H239V149H241L239 152H237V153H235L234 151H231L229 148H225V146L222 144V142L223 141H219V143H217V144H211L210 142H209V140H212V138H213V134L211 135L210 134V130L212 129L211 128V125H209L210 123H206V121L207 120H204L205 118V116H203L202 114L204 113H200V115H199V113L198 112H200L199 111V109H196L195 107L196 106H198V105H196V106H193L192 105V103H195V100H199V98H202V97H200V95L198 94L199 92H197V91H200V90H203L202 89V86L203 85H205V83H206V87H213V85H217V84H219L221 87V89H224L225 90V84H224V82H222V80H218V81H216L218 78H217V76H214L213 74V71L212 70H210V66H208V63H207V60H206V58H205V56H204V58H203V55L201 56V55H196V53H194V51H192V49H191V47H189V46H191V42L189 43V41H187L188 39H186L185 41H187V42H185L184 40H182L184 37H182V36H180V34H178L179 35V37H180V41H182L183 42V44L180 42V41H178V42H180V43H177V44H182V49L184 50L183 52H185V53H182V54H184V56L185 57H183V58H186V60H187V64L190 66V68H193L192 69V71H196V70H198V67L199 68H201V69H199V70H201L200 72H202L201 74L204 76H201V78L200 77H198V76H196V74L194 73V72H191V74H195V77L193 76H191L192 77V81L193 82H195V79L193 80V78H196V77H198L200 80H201V84H203V85H201L199 82H195L196 84H198L199 83V85H201L200 86V90H197L196 91V89H199L198 87H199V85H197V87L195 88V83H193L192 84V92H193V94L191 93V92H188L187 94H185V92L184 93H182V94H185V96L186 95H190V94H192V96H193V98L190 96L189 97V95L187 96V97H189L188 99L190 100V102L188 101V99H186V97L184 96H182L181 94H179V96H177V97H175V95L173 94V92L172 91H170L171 92V94H170V92L167 90V88L166 89H164V91H166L167 90V92H162V94H165V95H168L167 93L169 92V95H174V96H172L171 98V101L173 102V105H174V102L175 101H173L174 100V98H177V103L175 102V105H174V108H176V109H178V110H175V111H178V112H180V113H178L177 112V114H179L178 116H179V120H180V124L179 123H177L176 121H178L177 120V118L175 119L174 118V120H176L175 122H176V124H178L177 126H178V129L177 130H179V129H181V134H179V135H181L182 136V139H180L181 137L179 136L178 137V135H177V130H176V128L175 127H173L174 126V124H173V126L171 125V122H165V121H163L162 122V120L163 119H160V118H163L162 117V113H160V112H158V111H161V108H160V110H158V109H156V108H159L160 107V105H159V107H156L155 105V107L153 106V104H150V105H152V107H154L153 109H151V111L153 112L154 110H155V112H154V114H155V117L154 118H156L155 119V124H153L151 121V123H152V127L149 125V123L148 124H146L145 122H147V117H148V113L146 114V112H144L143 111V109H144V106L142 107L141 105H137V106H133V107H135V109L134 108H129V106H127V104L125 105V103H124V101H125V99L123 100V98H122V96L120 97L119 95H118V89H117V82L115 83V77H116V75H114V73L112 72L113 70H115V69H112V71H110L109 73H105L104 74V72H103V74H101L102 72H100V71H102V70H100L98 67H102V68H104L105 70H107V68L109 67L110 68V66L112 65V62H111V58H112V55L113 54H111V52L110 51H100V49L102 48V47H105V45H104V43H105V40L106 39H103V37H101L100 35H99V28L98 27H96V26H100V24H102L101 22L103 21L102 20V17H101V15H99L100 14V12H99V14H98V12H97V10L95 9V8H90V6H89V3H90V0H89V3H88V0ZM99 1V0H98ZM103 1H105V0H103ZM107 1V0H106ZM119 1V0H118ZM121 1V0H120ZM119 1V2H120ZM125 1V0H124ZM123 1V2H124ZM138 1V0H137ZM174 1H177V0H174ZM184 1V3L183 4H186V6H187V4L188 3H185V0H183ZM182 1V2H183ZM191 1V0H190ZM189 1V2H190ZM197 1V0H196ZM200 1V0H199ZM245 1H247V0H245ZM252 1H254V0H252ZM258 0H256L254 3H256V7L258 6H264V2H262L261 3V1L259 0V2H257ZM2 2V1H1ZM12 2H13V0H12ZM11 2V3H12ZM19 2V1H18ZM93 2H94V0H93ZM93 2L91 1V3L93 4ZM102 2V1H101ZM112 2V1H111ZM111 2H109V3H111ZM116 2V1H115ZM122 2V3H123ZM173 2V1H172ZM178 3H180V0L179 1H177ZM176 2V3H177ZM205 2V1H204ZM203 2V3H204ZM208 2H209V0H208ZM249 3H250V0L248 1ZM248 2H247V4H248ZM7 3V2H6ZM91 3H90V5H91ZM95 3H96V1H95ZM104 3V2H103ZM102 3V4H103ZM108 3V6H110V4ZM125 3V2H124ZM165 3V2H164ZM176 3H175V5H176ZM177 3V4H178ZM191 3V2H190ZM195 3V2H194ZM200 3V2H199ZM198 3V1L196 2V5L197 4H199ZM211 3V2H210ZM245 3V2H244ZM253 3V2H252ZM251 3V4H252ZM253 3V4H254ZM261 5H260V4ZM19 4H20V2H19ZM23 4V3H22ZM33 4V3H32ZM101 4V5H102ZM105 4V3H104ZM103 4V5H104ZM121 4V3H120ZM130 4V3H129ZM151 4V3H150ZM153 4V3H152ZM151 4V6H154L155 4H153L152 5ZM2 5H3V2H2ZM106 5H107V3H106ZM127 5H128V3H127ZM133 5V4H132ZM172 5V4H171ZM202 5V4H201ZM210 5H212V7H210L211 9L212 8H215L217 5H214V3L212 4H210ZM213 5L215 6V7H213ZM5 6V5H4ZM3 6V7H4ZM24 6H25V3H24ZM31 6V5H30ZM89 6V7H88ZM91 6H93L94 7V4L93 5H91ZM95 6H96V4H95ZM107 6V8L109 9V7ZM111 6H113V5H111ZM110 6V7H111ZM119 6V5H118ZM121 6H122V4H121ZM141 6V5H140ZM179 6V9H180V12H181V8H183V7H186L185 5L184 6H180V5H178ZM178 6H175L176 8H178ZM189 6H191V7H193V10L194 11H192V9H191V7H189ZM194 6H195V4H194ZM193 6V4L191 5V4H189L188 5V7L187 8H185V10H187L188 12H189V10H191L190 12H189V14L187 13V11H184L183 10V12L182 13H184V12H186L185 14H187V15H185L184 17V19L186 20V18L188 19V20H190V21H185L183 18H182V20H184L185 22H186V24L187 23H189L188 24V26L190 25V24H194V26H193V24H192V27H191V25H190V27L189 28H191V29H189V30H191L190 31V33L192 34V31H193V34H194V32L197 30V27H195V26H198L197 24H199L200 26H198V28L199 27H202L201 26V21H202V25H203V27L201 28V29H204L205 30V28H206V30H209V28L207 29V26H212V22H210V20H209V22H210V24H203L204 23V19L202 18V17H200V15H202L203 13H204V8H203V6H199L198 5V8L197 7H194ZM205 6H207V4H205ZM208 6H209V3H208ZM249 6H251V5H249ZM84 7V8H83ZM88 7V9H85V8H87ZM114 7V6H113ZM112 7V8H113ZM128 7V6H127ZM156 7H157V5H156ZM155 7V8H156ZM174 7V8H175ZM201 7V8H200ZM252 7H255L254 5H252ZM2 7L0 6V9H1ZM6 8V7H5ZM4 8V9H5ZM17 10V11H19V13L21 14V15H24V16H19V13L17 12V11H15V9ZM27 8V7H26ZM89 8L91 9V10H89ZM107 8H106V10H107ZM119 9H120V7H118ZM146 8V7H145ZM144 8V9H145ZM154 8V7H153ZM160 8V7H159ZM174 9V11H176L177 9ZM195 8V9H194ZM200 8V9H199ZM208 8L209 7H207L206 9H207V11H205V13L203 14V15H206V18L208 19L209 17H208ZM209 8V9H210ZM219 8V7H218ZM241 8V7H240ZM4 9H2V10H4ZM28 9V8H27ZM30 9V8H29ZM114 9H115V7H114ZM140 9V8H139ZM202 9V10H201ZM216 10H214L216 13L219 11L217 8H215ZM258 9V8H257ZM257 9H255L254 8V11L253 12H255ZM262 9H264V7H262ZM23 10V11H22ZM105 10V11H106ZM110 10H113V9H109V11ZM115 10H117V8L115 9ZM114 10V11H115ZM128 10V9H127ZM152 10V9H151ZM156 10H159V14H161V11H160V9H157L156 8ZM167 10V9H166ZM213 10V9H212ZM259 10H260V13L262 14V15H264V11H261V9L259 8ZM259 10H257V12L259 11ZM5 11H7V9L5 10ZM5 11H0V16H1V13H3L4 12V14L6 13ZM12 11V12H11ZM104 11V10H103ZM103 11H101V13L103 12ZM104 11V12H105ZM113 11V12H114ZM153 11V10H152ZM242 11V10H241ZM16 12V13H15ZM117 12L118 11H116V14H117ZM120 12V11H119ZM145 12H147L146 10H145ZM143 13V15L144 14H146V13ZM176 12H179V11H176ZM191 12H192V14H191ZM212 11H210L209 13H210V16L211 15H213L212 13H211ZM223 12V11H222ZM9 13V12H8ZM28 13L31 15L32 13H33V15L32 16H30V15H28ZM111 13V12H110ZM109 13V14H110ZM132 13H133V11H132ZM148 13V12H147ZM198 15H197V14ZM214 13V12H213ZM241 13V12H240ZM247 13V12H246ZM251 13V12H250ZM2 15L3 17L5 16V15ZM103 14V13H102ZM148 14H150V13H148ZM157 14V13H156ZM178 14V13H177ZM190 14L192 15V17H190ZM196 14V15H195ZM219 14H221V11L220 12H218L217 13V15H219ZM153 15V14H152ZM168 15V14H167ZM258 15V14H257ZM256 15V16H257ZM6 16H7V14H6ZM103 16V15H102ZM116 16H118V17H116V19L117 18H119V15H116ZM146 16H147V14H146ZM155 16V15H154ZM158 16V15H157ZM164 16H165V14H164ZM169 16H171V15H169ZM253 16H254V14H253ZM259 16H260V18H262V19H264V17H261V15L259 14ZM19 17L21 18L22 17V21L19 19ZM34 17V19H32ZM100 17H101V19H100ZM105 17V16H104ZM149 17H150V15H149ZM156 17V16H155ZM180 17H183V15L181 14L180 15ZM193 17L195 18V19H193ZM199 17H200V19H199ZM213 17V16H212ZM216 17H218V16H216ZM215 17V18H216ZM220 17H221V15H220ZM219 17V18H220ZM222 19H224V16H223V13H222ZM246 17V16H245ZM23 18H25V19H23ZM112 18V17H111ZM113 18H114V16H113ZM142 18V17H141ZM147 18V17H146ZM145 18V19H146ZM159 18V17H158ZM162 18V17H161ZM165 18V17H164ZM163 18V19H164ZM190 18H192V20L190 19ZM214 18V17H213ZM4 19H8V18H4ZM19 19V20H18ZM101 20V22H100V20ZM103 19H105V18H103ZM115 19V18H114ZM123 19V18H122ZM139 19V18H138ZM144 19V18H143ZM143 19H142V23H143ZM151 19V18H150ZM154 19V18H153ZM175 19V18H174ZM198 19V20H197ZM210 19H212V18H210ZM227 19V18H226ZM14 20V21H13ZM15 20H16V22H15ZM26 20H28V19H26ZM98 20V21H97ZM113 20V19H112ZM111 20V21H112ZM170 20V19H169ZM180 20V19H179ZM214 20V19H213ZM248 20V19H247ZM259 20H261V19H259ZM1 21H2V18H1ZM6 20H4V22H5ZM9 21V22H10ZM105 21V20H104ZM119 21H122L121 19L120 20H118L117 22L119 23ZM194 21H198L197 23L196 22H194ZM212 21V20H211ZM218 21V20H217ZM227 21V20H226ZM243 21H246V20H243ZM251 21V20H250ZM257 21V20H256ZM3 22V23H4ZM9 22H8V27L10 28V24H9ZM13 22H15V23H13ZM96 22H98V23H96ZM100 22V23H99ZM105 22H107V20L105 21ZM104 22V23H105ZM175 22V21H174ZM184 22V23H185ZM224 22H225V19H224ZM247 22V21H246ZM6 24H7V22H5ZM109 22H107L106 24H108ZM136 23V22H135ZM135 23H134V25H135ZM155 23H156V21H155ZM162 23V22H161ZM214 23V22H213ZM226 23H229L228 25L230 26V22H226ZM249 23V22H248ZM260 23H262V22H260ZM1 24V23H0ZM5 24V25H6ZM12 24H11V26H12ZM18 24V23H17ZM24 24V23H23ZM26 24V23H25ZM35 24V25H34ZM97 24V25H96ZM117 24V23H116ZM116 24L114 23V26H116ZM158 23H156L155 25H157ZM174 24V23H173ZM178 24V23H177ZM185 24V25H186ZM224 24V23H223ZM222 24V25H223ZM244 24H245V22H244ZM254 24H256V23H254ZM259 24V23H258ZM3 25V24H2ZM16 25V24H15ZM20 25V24H19ZM96 25V26H95ZM181 25V24H180ZM227 24H226V26H228ZM235 25V24H234ZM250 25V24H249ZM261 25H264V24H261ZM18 26V25H17ZM23 26V25H22ZM36 26V27H35ZM101 26H103V25H101ZM100 26V27H101ZM105 26H109V24L108 25H105ZM122 26V25H121ZM120 26V27H121ZM136 26V25H135ZM187 26V25H186ZM216 26V25H215ZM218 26V25H217ZM219 26H220V24H219ZM228 26V27H229ZM232 26V25H231ZM230 26V28H232ZM255 26V25H254ZM7 27V26H6ZM5 26H4V28H6ZM29 27V26H28ZM110 27H113V26H110ZM110 27H109V29H110ZM117 27V26H116ZM119 27V28H120ZM138 27V26H137ZM136 27V28H137ZM139 27H142V26H139ZM138 27V28H139ZM156 27V26H155ZM160 27H162V26H160ZM193 27H195V31L194 30H192V28ZM213 27H214V25H213ZM224 27V26H223ZM235 27V26H234ZM259 27H260V24H259ZM262 28V30H264V26H261ZM2 28V27H1ZM37 28V29H36ZM108 28V27H107ZM106 28V29H107ZM148 28V27H147ZM169 28V27H168ZM177 28V27H176ZM215 28V27H214ZM213 28V29H214ZM218 29L220 28V27H217ZM217 28H216V31H217ZM222 28V27H221ZM255 28H256V26H255ZM16 29V28H15ZM33 29V28H32ZM32 29H30L31 30V33H32ZM105 29V28H104ZM104 29H102V31L104 30ZM105 29V30H106ZM112 29V28H111ZM110 29V30H111ZM114 29H116L115 27H114ZM121 29V28H120ZM132 29H134V28H132ZM140 29H142V28H140ZM153 29V28H152ZM181 29V28H180ZM183 29V28H182ZM200 29V28H199ZM212 28H210V30H211ZM253 29V28H252ZM257 29V28H256ZM3 30V29H2ZM5 30V29H4ZM123 30V29H122ZM135 30V29H134ZM165 31H166V29H164ZM163 30V31H164ZM206 30H205V32H206ZM231 30V29H230ZM229 30V31H230ZM235 30V29H234ZM238 30V29H237ZM29 31V30H28ZM114 31V30H113ZM112 31V32H113ZM135 31H137V30H135ZM139 31V30H138ZM168 31V30H167ZM171 31V30H170ZM216 31H215V33H216ZM233 31V30H232ZM239 31V30H238ZM250 31V30H249ZM12 32V31H11ZM17 32H19V31H17ZM21 32V31H20ZM25 32V31H24ZM30 32V31H29ZM35 32H34V35H35ZM108 32V31H107ZM111 32V33H112ZM117 32V31H116ZM115 32V33H116ZM140 32H141V30H140ZM142 32H144V31H142ZM142 32L139 34L140 36H143L142 35ZM176 32V31H175ZM185 32V31H184ZM198 32V35H199V30L197 31ZM201 32V31H200ZM203 32V31H202ZM211 32H212V30H211ZM1 33V32H0ZM108 33H110V32H108ZM108 33L106 34L105 33V35H108ZM121 33V32H120ZM123 33V32H122ZM127 33H129V32H127ZM126 33V34H127ZM135 33H137V32H135ZM145 33V32H144ZM143 33V34H144ZM166 33V32H165ZM178 33H180V32H178ZM204 33V32H203ZM206 33H209V32H206ZM205 33V34H206ZM239 33V32H238ZM249 33V32H248ZM1 34H3V33H1ZM16 34V33H15ZM23 34V33H22ZM119 34V33H118ZM125 34V33H124ZM129 34H131V33H129ZM156 34H157V32H156ZM161 33H159L158 34V36L159 37H161V35H160ZM185 34V33H184ZM192 34V35H193ZM196 34V36L198 37V35H197V33H195ZM204 34V35H205ZM211 34V33H210ZM209 34V35H210ZM12 35V34H11ZM33 35V33L32 34H30V36H32ZM33 35V36H34ZM39 34H37V36H38ZM116 35V34H115ZM138 35V34H137ZM167 35V34H166ZM171 35V34H170ZM242 35V34H241ZM42 36V35H41ZM40 35L38 36V37H41ZM113 36V35H112ZM119 36V35H118ZM121 37H122V35H120ZM124 36V35H123ZM126 36V35H125ZM176 36V35H175ZM200 36V35H199ZM201 36L203 37V35L201 34ZM1 37V36H0ZM10 37V36H9ZM17 36H15V38H16ZM21 37V36H20ZM27 37V36H26ZM109 37V36H108ZM117 37V36H116ZM182 37V38H181ZM191 37V36H190ZM194 37H195V35H194ZM208 38H209V36H207ZM207 37H205V39L207 38ZM18 38V37H17ZM22 38V37H21ZM28 39H29V35H28V37H27ZM34 38V39H33ZM118 38V37H117ZM149 38V37H148ZM173 38V37H172ZM186 38V37H185ZM196 38V37H195ZM210 38H211V35H210ZM4 40H5V37L3 38ZM7 39V38H6ZM174 39H176L175 37H174ZM213 39V38H212ZM8 40H9V38H8ZM16 40V39H15ZM41 40H43V41H41ZM108 41H109V39H107ZM116 40V39H115ZM135 40V39H134ZM170 40H171V38H170ZM190 40V39H189ZM209 40V39H208ZM21 41V40H20ZM24 41V40H23ZM32 41V42H33ZM127 41V40H126ZM142 41V40H141ZM150 41V40H149ZM160 41V40H159ZM163 41V40H162ZM210 42H213V41H211V40H209ZM244 41V40H243ZM249 41V40H248ZM8 42V41H7ZM13 42V41H12ZM15 42V41H14ZM17 42V41H16ZM15 42V43H16ZM32 42H31V44H30V41L28 40V44H30V45H32ZM46 42L47 43V46H49V47H47L46 45V47L45 46H43L44 45V43ZM131 42V41H130ZM147 42H148V40H147ZM209 42V43H210ZM245 42V41H244ZM8 43H11V41L10 42H8ZM43 43V44H42ZM45 43V44H46ZM120 43V42H119ZM129 43V42H128ZM167 43V42H166ZM1 44H2V42H1ZM4 44H7V43H4ZM12 44V43H11ZM106 44V43H105ZM153 44H154V42H153ZM168 44H169V42H168ZM176 44V46H178ZM212 44V43H211ZM210 44V45H211ZM15 45V44H14ZM13 45V46H14ZM29 45V46H30ZM109 45V44H108ZM108 45H106V49H107V47H108ZM124 45V44H123ZM150 45V44H149ZM208 45V44H207ZM206 44H205V46H207ZM10 44L7 46L9 49H10ZM12 46V50H14V47ZM17 46H19V45H17ZM16 46V48H18ZM21 46H23V45H21ZM26 46H27V43H26ZM43 46V47H42ZM116 46H117V44H116ZM130 46V45H129ZM152 46V45H151ZM167 46V45H166ZM2 47V46H1ZM5 47V46H4ZM35 47H37V46H35ZM119 47V49H121V47L120 46H118ZM180 47V46H179ZM179 47H178V49H179ZM209 47V45L207 46V47H205V48H207V53H209V52H211V51H209L210 49H211V47H210V49L208 48ZM3 48V47H2ZM2 48H0V49H2ZM111 48V47H110ZM110 48L108 49V50H110ZM125 48V47H124ZM167 48V49H166ZM165 48V50H169V48H170V46L168 45L167 47ZM194 48V47H193ZM9 49H7V50H9ZM22 49V48H21ZM20 49V50H21ZM36 49V48H35ZM35 49H33L34 51H35ZM103 49H105V48H102V50ZM114 49H116V47L114 48ZM118 49V48H117ZM136 49H138V48H136ZM154 49V48H153ZM158 49V48H157ZM156 49V50H157ZM164 49V48H163ZM178 49H176L177 50V52H179L178 51ZM209 49V50H208ZM3 50V49H2ZM1 50V51H2ZM16 50V49H15ZM19 50V49H18ZM25 50V49H24ZM24 50H23V52H24ZM28 50V49H27ZM36 50H38V49H36ZM42 50V51H43ZM113 49H111V51H112ZM122 50V49H121ZM143 50V49H142ZM155 50V49H154ZM161 50V49H160ZM170 50H171V48H170ZM169 50V51H170ZM175 50V51H176ZM179 50H181V49H179ZM0 51V52H1ZM10 51V50H9ZM17 51V50H16ZM33 51V52H34ZM42 51L40 52V55L42 54ZM116 51V50H115ZM131 51V50H130ZM140 51V50H139ZM148 51V50H147ZM147 51H146V53L145 54H148L147 53ZM153 51V50H152ZM206 51V50H205ZM8 52V51H7ZM22 51H20L19 52V54L21 53ZM22 52V53H23ZM50 52V53H51ZM52 52V53H53ZM60 52V51H59ZM112 52H114V51H112ZM120 52V51H119ZM119 52H118V54H119ZM123 52V51H122ZM121 52V53H122ZM124 52H126V51H124ZM142 52V51H141ZM155 52H157V51H155ZM154 52V53H155ZM176 52V54H178ZM181 52V51H180ZM3 53V52H2ZM1 53V54H2ZM18 53V52H17ZM44 53V52H43ZM53 53V54H54ZM151 53V52H150ZM150 53L148 54V56L150 57L151 55H150ZM12 54V53H11ZM28 54V53H27ZM38 54V53H37ZM117 54V53H116ZM125 54V53H124ZM124 54H122V55H124ZM144 54V53H143ZM156 54V53H155ZM157 54H158V52H157ZM172 54V53H171ZM170 54V55H171ZM180 54V53H179ZM203 54V53H202ZM212 54V53H211ZM8 55H10V53L8 54ZM8 55H6L5 54V57L7 56L8 57ZM13 55V54H12ZM15 55V54H14ZM23 55V54H22ZM33 55V54H32ZM51 55V54H50ZM115 55V54H114ZM159 55V54H158ZM162 55V54H161ZM161 55H159V57L161 56ZM1 56V55H0ZM11 56V55H10ZM38 56V55H37ZM52 56V55H51ZM126 55H124V57H125ZM131 56V55H130ZM152 56H155V55H152ZM151 56V58L153 59V57ZM178 56H180V55H178ZM177 56V57H178ZM198 56V57H197ZM209 56H210V54H209ZM13 57V56H12ZM15 57H16V55L13 57L14 59H15ZM19 57V56H18ZM58 57V56H57ZM119 57V56H118ZM122 57V56H121ZM145 57V56H144ZM148 57V58H149ZM157 57V56H156ZM176 56H174V58L176 59L177 58ZM207 57V56H206ZM10 58V57H9ZM35 58H36V56H35ZM39 58V59H38ZM38 58H36V59H38V62L36 61V59H35V68L37 67V66H40L41 67V65H42V67H41V69L42 68H44L43 67V63L45 62L44 60H42V58H41V60H40V57H38ZM50 58V57H49ZM126 58V57H125ZM170 58H173V55H171V57ZM173 58V60H175ZM7 59V58H6ZM14 59H12V60H14ZM18 58H16V60H17ZM80 59V60H79ZM83 61H82V60ZM146 59V58H145ZM144 59V60H145ZM1 60H3L2 58H1ZM8 60V59H7ZM12 60H11V62H12ZM19 60V59H18ZM142 60V59H141ZM159 60V59H158ZM172 60V62H173V65H174V61ZM178 60V58L176 59V61ZM179 60H181L180 58H179ZM177 61L178 63L176 64V65H180V63H181V65H180V68H181V71L183 70V71H185L184 72V74L185 75H187V73H186V71L188 70V67L186 66V64L183 62L182 63V60L181 61ZM228 60V59H227ZM33 61H34V59H33ZM54 60H52V62H53ZM79 61H81V63H79ZM116 60H114V62H115ZM129 60H127V62H128ZM146 61V60H145ZM150 61V58L148 59V61L146 62L147 64H148V62ZM161 61L162 60H159L158 62H160V65L162 64L161 63ZM166 61V60H165ZM4 62V61H3ZM8 62H10L9 60H8ZM14 62V61H13ZM12 62V63H13ZM19 62H20V60H19ZM51 62V63H52ZM56 62V61H55ZM131 62V61H130ZM144 62V61H143ZM152 61H150L149 63H151ZM163 62V61H162ZM180 62V63H179ZM14 63H16V62H14ZM18 63V62H17ZM21 63V62H20ZM60 63V66H62L61 65V62H59ZM125 63V62H124ZM142 63V62H141ZM166 63V62H165ZM164 63V64H165ZM170 63H171V61H170ZM176 63V62H175ZM41 64V65H40ZM45 64H50V63H45ZM116 64V63H115ZM118 64H120L119 62L117 63V66H119ZM129 64V63H128ZM145 64V63H144ZM154 64V63H153ZM152 64V65H153ZM185 64V65H184ZM229 64V63H228ZM1 65V64H0ZM2 65H4V64H2ZM25 65V64H24ZM37 65V66H36ZM54 65V64H53ZM56 65H58V64H56ZM149 66H150V64H148ZM147 65V66H148ZM151 65V66H152ZM156 65L157 66H155V68L156 67H159V65H158V63H156ZM175 65V66H176ZM202 65V66H201ZM16 66H17V64H16ZM23 66V65H22ZM49 66V65H48ZM51 66V65H50ZM55 66V65H54ZM54 66H52V67H54ZM67 66V65H66ZM117 66H116V68H117ZM162 66V65H161ZM160 66V67H161ZM184 66H185V68H184ZM262 66H264V64H262L261 65V67ZM7 67V66H6ZM57 67H59V66H57ZM56 67V68H57ZM140 67V66H139ZM3 68V67H2ZM8 68V67H7ZM63 68H64V66H63ZM112 68H115V67H112ZM122 68V67H121ZM130 68V67H129ZM150 68V67H149ZM173 68H175V67H173ZM177 68V67H176ZM179 68V67H178ZM177 68V69H178ZM197 68V69H196ZM258 68H260V67H258ZM160 69V68H159ZM166 69V68H165ZM164 69V70H165ZM184 69H186V70H184ZM262 69V68H261ZM5 70V69H4ZM40 70V68L38 69V71ZM43 70V69H42ZM53 70L54 69H52L51 71H52V73H53ZM58 70V69H57ZM60 70V69H59ZM100 70V71H99ZM105 70H103V71H105ZM122 70H123V68H122ZM137 70V69H136ZM154 70V69H153ZM161 70V69H160ZM236 70H237V67H236ZM239 70V69H238ZM257 70V69H256ZM1 71V70H0ZM20 71V70H19ZM38 71H36V69H35V72H37L38 73ZM41 71V70H40ZM45 71V70H44ZM48 71H49V69H48ZM119 71H121V69H119ZM155 71V70H154ZM167 71V70H166ZM166 71H165V73H166ZM178 71H179V69H178ZM183 71L181 72V74H180V72H179V75L181 76L182 75V73H183ZM240 71V70H239ZM106 72V71H105ZM108 72V71H107ZM123 72V71H122ZM128 72V71H127ZM144 72V71H143ZM169 72V71H168ZM241 72V71H240ZM240 72H239V75H240ZM4 73H5V71H4ZM51 73V74H52ZM57 73V72H56ZM60 73H62V70H61V72ZM100 73V74H99ZM119 73V72H118ZM164 73V74H165ZM178 73V72H177ZM238 72H236V74H237ZM2 74V73H1ZM20 74V73H19ZM107 74V75H106ZM117 74V73H116ZM161 74V73H160ZM198 74V73H197ZM200 74V75H201ZM216 74H218V73H216ZM236 74H234V75H236ZM242 74H244V72L242 73ZM254 74V73H253ZM256 74H258V71H257V73ZM255 74V75H256ZM262 74V73H261ZM3 75H6V74H3ZM39 75H41V74H39ZM58 76H59V74H57ZM61 75V74H60ZM99 75H102L101 77L99 76ZM106 75V76H105ZM178 75V76H179ZM185 75H184V77H185ZM259 75V74H258ZM13 76V75H12ZM50 76V75H49ZM55 76V75H54ZM103 76H105V77H103ZM118 76V75H117ZM151 76V75H150ZM175 76V75H174ZM179 76V77H180ZM183 76V75H182ZM43 77V76H42ZM60 77V76H59ZM125 77V76H124ZM184 77H183V79H184ZM203 77V78H202ZM258 77V76H257ZM260 77H262V78H260ZM38 78V77H37ZM50 78H52V77H50ZM118 78V77H117ZM120 79H121V77H119ZM177 78V77H176ZM175 78V79H176ZM182 78V77H181ZM217 78V79H216ZM234 78H235V76H234ZM242 78H243V76H242ZM258 78H260V79H264V76H260L259 75V77ZM39 79V78H38ZM42 79V78H41ZM161 79H162V77H161ZM167 79V78H166ZM180 78H178V80H179ZM187 79H188V77H187ZM198 79V80H199ZM203 79V80H202ZM205 79V80H204ZM216 79V80H215ZM237 79H239V78H237ZM236 79V80H237ZM241 79V78H240ZM239 79V80H240ZM44 80V79H43ZM42 80V81H43ZM49 80V79H48ZM62 80V79H61ZM40 81V80H39ZM56 81V80H55ZM103 81V80H102ZM105 81V82H106ZM119 81V80H118ZM120 81H122V80H120ZM153 81V80H152ZM159 81V80H158ZM181 81V80H180ZM205 81V83H202V82H204ZM238 81V80H237ZM36 82H38V81H36ZM41 82V81H40ZM46 82V81H45ZM58 82V81H57ZM169 82V81H168ZM43 83V82H42ZM110 83V84H109ZM167 83V82H166ZM182 83L185 85V82L184 81H182ZM60 85H62L61 83H59ZM121 84H123V83H121ZM155 84V83H154ZM168 84V83H167ZM172 84V83H171ZM180 84V83H179ZM195 84V85H194ZM239 84H240V81H239ZM64 85V84H63ZM62 85V86H63ZM75 85V86H74ZM140 85V84H139ZM150 85V84H149ZM187 85V84H186ZM53 86V85H52ZM68 86V88H70L69 87V85H66V87ZM118 86H120V85H118ZM124 86H125V84H124ZM156 86H157V84H156ZM162 86V85H161ZM169 86V85H168ZM171 86V85H170ZM177 86V85H176ZM36 87V86H35ZM40 87V86H39ZM38 87V88H39ZM51 87V86H50ZM55 87V86H54ZM60 86H58L57 88H59ZM102 88H103V86H101ZM100 87V88H101ZM123 87V86H122ZM164 87H166V86H164ZM178 87V86H177ZM183 87V86H182ZM189 87H190V85H189ZM189 87H188V89H187V91L189 90ZM205 87V88H206ZM223 87V88H222ZM56 88V87H55ZM63 88V87H62ZM145 88V87H144ZM155 89H156V87H154ZM186 88V87H185ZM217 88V87H216ZM219 88V87H218ZM217 88V89H218ZM26 89V88H25ZM49 89V88H48ZM52 89V88H51ZM71 89V88H70ZM104 89V88H103ZM120 89V88H119ZM124 88H122V89H120V91H122ZM177 89V88H176ZM210 89V88H209ZM214 89V88H213ZM220 89V90H221ZM27 90V89H26ZM39 90H41V89H39ZM47 90V89H46ZM206 90V89H205ZM219 90V89H218ZM49 91V90H48ZM51 91V90H50ZM49 91V92H50ZM52 91H55L54 89L52 90ZM60 91V90H59ZM68 91V90H67ZM70 91V90H69ZM71 91H72V89H71ZM103 91V90H102ZM119 91V92H120ZM148 91V90H147ZM146 91V92H147ZM153 92H154V90H152ZM152 91H150V93L152 92ZM162 91H163V89H162ZM176 91V90H175ZM47 92V91H46ZM104 92V91H103ZM122 92H125V90L124 91H122ZM70 93V92H69ZM72 93H73V91H72ZM121 93V92H120ZM149 93V92H148ZM161 92H159V94H160ZM179 93V92H178ZM198 94V96H197V94ZM210 93V92H209ZM62 94H63V92H62ZM68 94V93H67ZM126 94V93H125ZM152 94V93H151ZM200 94H201V92H200ZM211 94V93H210ZM221 94V93H220ZM229 93L227 92V94L226 93H224V95L225 96H230V95H228ZM41 95V94H40ZM56 95V94H55ZM65 95H66V93H65ZM72 95V94H71ZM157 95V94H156ZM161 95V94H160ZM165 95H161V97L162 96H164L165 97ZM204 95V94H203ZM223 95V96H224ZM233 95V94H232ZM59 96V95H58ZM74 96H75V94H74ZM86 96V95H85ZM91 95H89V97H90ZM98 96V95H97ZM205 96V98L204 99H206V96L207 95H204ZM73 97V96H72ZM88 97V96H87ZM133 97H135V96H133ZM154 97V95L151 97V99ZM156 97V96H155ZM169 97V96H168ZM197 97V99H195ZM208 97V96H207ZM209 97H211V96H209ZM208 97V98H209ZM237 97V96H236ZM236 97L234 98V97H232V98H227V100H228V102H232L231 104H229V106L230 105H232V104H234L235 105V102H237L238 100L236 99ZM75 98H73V99H75ZM92 98V97H91ZM138 98V97H137ZM156 98H158V97H156ZM55 99V98H54ZM53 99V100H54ZM86 99V98H85ZM159 99V98H158ZM161 99V98H160ZM194 99V100H193ZM52 100V101H53ZM77 100V101H78ZM92 100H94L93 98L91 99V101ZM97 100V99H96ZM135 100V99H134ZM153 100V99H152ZM155 100V99H154ZM163 100V99H162ZM167 100H169L170 101V98L169 99H167ZM176 100V99H175ZM202 101H204L203 100V98L201 99ZM207 100V99H206ZM224 100V99H223ZM222 100V101H223ZM237 100V101H236ZM73 101V102H72ZM126 101H128L127 99H126ZM125 101V102H126ZM136 102H137V100H135ZM134 101V104L136 103ZM166 101V100H165ZM170 101V102H171ZM193 101V102H192ZM208 102H210L209 100H207ZM221 101V100H220ZM225 101V100H224ZM47 102V101H46ZM49 102H51V100L49 101ZM55 102V101H54ZM94 102V101H93ZM92 102V103H93ZM129 102V101H128ZM139 102V101H138ZM192 102V103H191ZM206 102V101H205ZM207 102V103H208ZM62 103V104H63ZM77 103V102H76ZM95 103V104H96ZM119 103H123V105H121L122 107H123V111L121 112L122 114V117L124 118L125 116H127V118L129 117V119H130V122H132L135 118H137L136 117V115L135 114H137V116H138V118L135 120V121H133V122H135V123H133V124H128V119H126V120H119V118L117 119L116 117H114V116H117L115 113H114V115L113 116H111V114L110 113H112V111L111 112H109V110H111V108L113 107V105L114 106H116L117 104H119ZM141 103V102H140ZM223 103V102H222ZM86 104V103H85ZM94 104V103H93ZM128 104H130V102L128 103ZM148 104H149V102H148ZM155 104V103H154ZM177 104H180V106H182V107H180L179 105V107L180 108H183V109H181L182 110V112L183 111H185V112H181L180 111V108L179 107H177ZM228 104V103H227ZM1 105V104H0ZM47 105H48V103H47ZM77 105H78V103H77ZM149 105V106H150ZM170 105V104H169ZM203 105V104H202ZM201 105V106H202ZM87 106V107H86ZM90 106V105H89ZM141 106V107H140ZM77 107H79V106H77ZM90 107V108H91ZM120 107V106H119ZM121 107V108H122ZM137 107V108H136ZM173 107V106H172ZM199 107H200V105H199ZM2 108V107H1ZM118 108V107H117ZM120 108V109H121ZM171 108V107H170ZM193 108H195V110L193 109ZM198 108V107H197ZM229 108V107H228ZM113 109H115V108H113ZM112 109V110H113ZM131 109V113L129 112V110ZM211 109V108H210ZM1 110V109H0ZM118 110V109H117ZM168 110V109H167ZM174 110H172V111H174ZM58 111H56L57 112V115H59L58 114ZM61 111V112H60ZM157 111V112H156ZM164 111V110H163ZM172 111H170L171 113H172ZM235 111V112H236ZM50 112V111H49ZM162 112V111H161ZM202 112V111H201ZM51 113V112H50ZM81 113V112H80ZM101 113H103L104 114V117L102 118L101 117ZM163 113H165V112H163ZM175 114H176V112H174ZM173 113V114H174ZM49 114V113H48ZM54 115H56L55 113H53ZM109 115V117L107 118V116ZM113 114V113H112ZM128 114H130L129 116H128ZM132 114H133V116H132ZM152 114V113H151ZM166 114V113H165ZM167 114H168V112H167ZM174 114V115H175ZM205 114V113H204ZM226 114H227V112H226ZM67 115V116H66ZM75 115V116H74ZM105 115H107V116H105ZM233 115V114H232ZM236 115V114H235ZM53 116V115H52ZM52 116H50V117H52ZM60 116V115H59ZM66 116V117H65ZM90 116H91V118L93 117V119H90ZM150 116V115H149ZM161 116V117H160ZM164 116V115H163ZM167 116V115H166ZM170 116H171V114H170ZM184 116H186V117H184ZM200 117V119H199V117ZM207 116V115H206ZM234 116V115H233ZM53 117H55V116H53ZM74 117V118H73ZM107 118V120H106V118ZM117 117H119V116H117ZM121 117V116H120ZM236 117V116H235ZM235 117H232V119L234 118L235 119ZM56 118H58L57 116H56ZM56 118H52V125H54L55 123H57V120H59V119H56ZM102 118V119H101ZM105 118V119H104ZM150 118H151V116H150ZM166 117H164V119H165ZM81 119V118H80ZM133 119V120H132ZM168 119V118H167ZM166 119V120H167ZM198 119L199 120H201L200 122H201V124H204L203 122H205L206 123V125H209V126H204L203 128H202V131L200 132V130L198 129L197 131L198 132H200V134H196V133H198L197 131H196V128L198 127L197 125V127L195 128V126H193V124L192 123H190L191 122V120L193 121V120H196V121H198ZM207 119V118H206ZM34 120V119H33ZM32 120V121H33ZM38 120V119H37ZM82 120V119H81ZM132 120V121H131ZM152 120V119H151ZM36 121V120H35ZM61 121V120H60ZM83 121V120H82ZM86 121V120H85ZM171 121H173V120H171ZM233 121V123H234V120H232ZM237 121V120H236ZM59 122V121H58ZM77 122V123H78ZM88 122V121H87ZM149 122V121H148ZM179 122V121H178ZM78 123V124H79ZM197 123V122H196ZM35 124H37V122L35 123ZM39 124V123H38ZM147 125V127H148V125L150 126V128L148 129V128H145V129H148L147 130V132L145 131V129H144V131L142 130V126H144V125ZM176 124H175V126H176ZM201 124H198L199 126L201 125ZM59 125H60V122H59ZM235 125V124H234ZM62 126H64V125H62ZM67 126V125H66ZM65 126V127H66ZM245 126V127H244ZM18 127V126H17ZM36 127H39V126H36L35 125V130L37 129ZM57 127H58V125H57ZM234 127V126H233ZM19 128V127H18ZM17 128V129H18ZM39 128H41V127H39ZM55 128H56V126H55ZM62 128V127H61ZM199 128V127H198ZM242 128V127H241ZM1 129V128H0ZM42 129V128H41ZM41 129H40V131H41ZM97 129H99L100 130V133H99V131H97ZM2 130H3V128H2ZM6 130V129H5ZM13 130V129H12ZM37 130H39V129H37ZM35 131V141H32V140H30V141H32V142H36V143H38V141H40V133L38 134V131ZM58 130V129H57ZM96 130V131H95ZM142 130V131H141ZM240 130V129H239ZM17 131V130H16ZM27 131V130H26ZM29 131H31V130H29ZM64 131H65V129H64ZM67 131V130H66ZM90 131V132H89ZM180 131V130H179ZM216 131V130H215ZM215 131H214V133H215ZM32 132V131H31ZM37 132V133H36ZM57 132V131H56ZM60 132H62V130L60 131ZM204 133V136L201 134V133ZM223 132V131H222ZM247 132V133H248ZM4 133V132H3ZM8 133V132H7ZM14 133V132H13ZM12 133V134H13ZM24 133V132H23ZM27 133V132H26ZM97 134V136L98 137H101V136H103V138L101 137V140H99V139H97V140H99L97 143L98 144H94L93 142H92V139H96L97 137H96V135L95 134ZM179 133V132H178ZM239 133V132H238ZM31 134H33V133H31ZM36 134H38L39 135V137H37L38 135H36ZM68 134V133H67ZM99 134V135H98ZM101 134V135H100ZM219 134H221L220 132H219ZM8 135V134H7ZM15 135V134H14ZM29 135V134H28ZM43 135V134H42ZM5 136V135H4ZM9 136V135H8ZM65 136V135H64ZM222 136V135H221ZM242 136H243V134H242ZM248 136V135H247ZM252 136H251V138H252ZM25 137H27V136H25ZM24 137V138H25ZM36 137L37 138H39L38 139V141H36L37 139H36ZM94 137V138H93ZM187 139L188 141H187V143L186 144H188V146L190 147H188L187 149L186 148H184V149H182L183 148V143L185 142V139ZM218 137V136H217ZM5 138V137H4ZM13 138V137H12ZM45 138V137H44ZM214 138H216L215 136H214ZM213 138V139H214ZM219 138V137H218ZM243 138V137H242ZM248 138V137H247ZM7 139H9V138H7ZM15 139V138H14ZM17 139H18V137H17ZM21 139V138H20ZM27 139V138H26ZM25 139V140H26ZM32 139V138H31ZM103 139V140H102ZM184 139V141H180V140H183ZM1 140V139H0ZM4 140V139H3ZM2 140V141H3ZM22 140V139H21ZM29 140V139H28ZM49 140V139H48ZM216 140V139H215ZM238 140V139H237ZM5 141V140H4ZM3 141V142H4ZM9 141H12V140H9ZM213 141V140H212ZM2 142V143H3ZM21 142V141H20ZM25 142V141H24ZM32 142H31V144H32ZM41 142V141H40ZM181 142V143H180ZM216 142V141H215ZM227 142V141H226ZM18 143V142H17ZM22 143V142H21ZM33 143V144H34ZM51 143V142H50ZM96 143V142H95ZM11 144V143H10ZM9 144V145H10ZM28 144V143H27ZM49 144V143H48ZM180 144H181V146H180ZM185 144V145H186ZM252 144V143H251ZM5 145V144H4ZM7 145V144H6ZM19 145V144H18ZM39 145V144H38ZM45 145V144H44ZM51 145V144H50ZM85 145V146H84ZM227 145V144H226ZM254 145V144H253ZM258 145V146H259ZM37 146V145H36ZM240 146V145H239ZM238 146V147H239ZM11 147V146H10ZM24 147H26L25 145H24ZM27 147H29V146H27ZM31 147V146H30ZM50 147V146H49ZM52 147V146H51ZM237 147V148H238ZM37 148V147H36ZM246 148H247V146H246ZM2 149V148H1ZM39 149V148H38ZM55 149V148H54ZM185 149L187 150V151H185ZM31 150V149H30ZM243 150V151H242ZM244 150H245V152H244ZM4 151V150H3ZM51 152V151H50ZM59 152V151H58ZM221 152H222V154L224 153V155H223V158L221 157V159L224 161V163L222 164V163H220L219 162V158H220V156L222 155L221 154ZM29 153H30V151H29ZM32 153V152H31ZM36 153V152H35ZM60 153H61V151H60ZM79 153V154H80ZM232 153H234V154H232ZM50 154V153H49ZM85 154V155H84ZM39 155V154H38ZM81 155V154H80ZM17 156V155H16ZM50 156H52V155H50ZM31 158V157H30ZM50 158V157H49ZM83 158V157H82ZM35 158H33V160H34ZM37 159H39V158H37ZM61 158H59V160H60ZM222 160H220L221 162H222ZM218 162H219V164H218ZM209 163H211L210 165H208ZM214 164V166H212ZM218 164V166L221 168L222 167V171L221 172H219V173H217V172H215L216 174H215V176L213 175V177L211 176L210 177V175L211 174H213V173H210L211 172V170L212 169H209L210 168V166H212V167H216V171H218L217 170V166H215V165H217ZM247 164V165H246ZM54 165V164H53ZM202 165H207L208 166V169L206 170V167H205V170H203L202 168L204 167H202ZM222 165V166H221ZM245 165L246 166H249V167H246V170H244L245 169ZM51 166V165H50ZM68 166V165H67ZM73 166V165H72ZM75 166V165H74ZM76 167V166H75ZM202 167V168H201ZM68 168V167H67ZM72 168V167H71ZM77 168V167H76ZM79 168V167H78ZM119 168L120 170L123 168V170L126 168L127 170H128V172L127 171H122V172H124V173H128V174H125L124 176L123 175H116V172H118L117 171V169ZM133 168V169H132ZM183 168V169H182ZM219 168V169H220ZM253 170L252 172L253 173H247L246 171L248 170ZM50 169V168H49ZM80 169V168H79ZM130 169H132V170H130ZM215 168H213V170H214ZM221 170V169H220ZM248 170V171H249ZM70 171H71V169H70ZM49 172V171H48ZM75 172H76V170H75ZM122 172H119V173H122ZM210 173V175L208 176L207 175V178L209 179V177L210 178H212V179H210V180H208L204 175H206L207 173ZM124 173H122V174H124ZM203 173H205V174H203ZM118 174V173H117ZM149 174V175H148ZM240 174V175H239ZM71 176V175H70ZM204 176V177H203ZM71 178V177H70ZM88 178V177H87ZM72 179V178H71ZM83 180V179H82ZM71 181V180H70ZM77 182H78V180H76ZM90 181H91V179H90ZM140 181V182H139ZM76 182V183H77ZM94 182V181H93ZM139 182V183H138ZM47 183V182H46ZM70 183V182H69ZM72 183V182H71ZM79 183V182H78ZM77 183V184H78ZM143 183V184H142ZM15 184V183H14ZM80 184V183H79ZM85 183H83V185H82V187L83 188H87L86 189V191L88 190V191H93V190H90V189H92V187H94V186H91V183L89 184H85ZM99 184V185H98ZM135 184V188H137L140 184H142L143 185V187L141 188H137V189H141L142 190V193L143 194H141V193H139V194H136L137 192H138V190H137V192L135 193L136 194V196H134V197H130L129 199H128V197H126L125 195H123V193H121V191H126L127 189V191H129L130 190V187L132 188H134V185ZM137 184V185H136ZM139 184V185H138ZM91 187H89V186ZM132 185V186H131ZM262 186H264V183H262L261 184ZM73 186V185H72ZM77 186V185H76ZM97 186L96 187H94V188H97ZM12 187V186H11ZM10 187V188H11ZM7 188V187H6ZM16 188V187H15ZM97 188V189H98ZM132 188V189H133ZM134 188V189H135ZM13 189V188H12ZM70 189H71V187H70ZM76 189V188H75ZM5 190V189H4ZM95 190V189H94ZM136 190V189H135ZM134 190V191H135ZM141 190H139V191H141ZM262 190V189H261ZM8 191V190H7ZM10 191V190H9ZM43 191H46V190H43ZM101 191V190H100ZM133 191V190H132ZM158 191H160L161 193H159ZM172 191H174V192H172ZM240 193H239V192ZM243 191H245V192H247V191H250V192H248L247 194H243ZM177 192H178V194H177ZM216 192V193H217ZM242 192V193H241ZM167 193V194H166ZM197 193V192H196ZM195 193V194H196ZM215 193V192H214ZM261 193H264V192H261ZM134 194V193H133ZM169 194V195H168ZM187 194V193H186ZM185 194V195H186ZM201 194V193H200ZM218 194H219V192H218ZM222 194H224L223 192H222ZM130 195V194H129ZM180 195V194H179ZM202 195V194H201ZM208 195V194H207ZM209 195H210V193H209ZM208 195V196H209ZM213 195V194H212ZM143 196L145 197V196H147V197H145V199H147L148 201H150V202H155V204H154V208H151V211H150V213L148 214V212H147V210H146V212H147V214L146 213H144V214H146V215H142V217L141 218H143V219H141V221H140V219H139V221H140V223L139 224H137L136 222H134L133 220H132V212H134L135 211V209H137L138 207H139V205H144L143 203H144V198H143ZM176 196H178L179 198H176ZM194 196V195H193ZM214 197H215V195H213ZM232 196V195H231ZM109 197V196H108ZM191 197V196H190ZM200 197H202V196H200ZM239 197V196H238ZM249 197V196H248ZM105 198V197H104ZM174 198H175V201H174ZM188 198V197H187ZM193 198V197H192ZM191 198V199H192ZM197 198V197H196ZM204 198V197H203ZM217 198V197H216ZM215 198V199H216ZM232 198V197H231ZM240 198V197H239ZM109 199V198H108ZM133 199V200H132ZM176 199H178L177 200V206L175 205V203H176ZM198 199V198H197ZM210 199H213V198H210ZM214 199V200H215ZM236 199H238V198H236ZM105 200H106V198H105ZM133 201L132 202V204L134 203L135 204V207H134V204L132 205L131 204V202H129V201ZM142 200H143V202H142ZM181 200V201H180ZM234 200V199H233ZM108 201V200H107ZM106 201V202H107ZM146 201V200H145ZM147 201V202H148ZM179 201H180V203L183 205H181V208H180V206H179ZM188 201V200H187ZM204 201V200H203ZM208 201H209V198H208ZM211 201V200H210ZM235 201V200H234ZM175 202V203H174ZM184 202V201H183ZM206 202V201H205ZM205 202H203L202 204H204ZM141 203V204H140ZM152 203V204H153ZM195 203H196V201H195ZM212 203H213V201H212ZM243 203V202H242ZM244 203V204H245ZM147 204V203H146ZM145 204V205H146ZM160 204L162 205V206H160ZM168 205L169 204V208H170V206H172V210H163V209H168V208H165L166 206H163V205ZM170 204H172V205H170ZM200 204V203H199ZM206 205H209V204H207V203H205ZM204 204V205H205ZM224 204H226V202L224 203ZM227 204H228V202H227ZM145 205H144V207H145ZM215 205V204H214ZM214 205H213V207H214ZM220 205V204H219ZM223 205V204H222ZM248 205V204H247ZM148 206V205H147ZM179 206V208L181 209V211H183L182 209H188V210H186L187 211V213H189L190 212V214H194L193 216H195V217H192L190 214H188V215H190V217L188 216V217H184V215H183V217H184V219L182 218V220L181 219H173V215H176V214H180V213H176V211H178V212H180L179 211V208L177 209V207ZM239 206V209L237 208ZM133 207L135 208V209H133ZM162 209H161V208ZM207 207V206H206ZM212 207V208H213ZM220 207H221V205H220ZM229 207H231V206H229ZM240 207H241V209H240ZM98 208V207H97ZM146 208V207H145ZM75 209V208H74ZM73 209V210H74ZM148 209V208H147ZM221 209V208H220ZM70 210V209H69ZM252 210H254V212H252ZM259 210H261V208L259 209ZM101 211V210H100ZM99 211V212H100ZM172 211V212H171ZM175 211V213L173 214V212ZM185 211V210H184ZM189 211V212H188ZM109 212V213H108ZM143 212V211H142ZM221 212V211H220ZM69 213V212H68ZM102 213V212H101ZM104 213V212H103ZM135 213V212H134ZM139 213V212H138ZM211 213V212H210ZM209 213V214H210ZM105 213H104V215H102V216H105L106 215ZM211 214V215H212ZM257 214V213H256ZM69 215H71V214H69ZM138 215H140V213L138 214ZM172 215V216H171ZM182 215V214H181ZM187 215V214H186ZM211 215H209V216H211ZM262 215H264V214H262ZM23 216V215H22ZM72 216V215H71ZM135 216V215H134ZM137 216V215H136ZM172 217L171 219H172V222L171 223H163L164 221H167V222H170V220L171 219H169V218H167V217ZM117 217V218H116ZM140 217V216H139ZM138 217V218H139ZM179 218H180V216H178ZM197 217V218H198ZM205 217H207V216H205ZM257 217H258V214H257ZM64 218V217H63ZM105 219H107L109 222H110V220L108 219V218H106V216L104 217ZM138 218L137 219H135V220H138ZM190 218V219H189ZM209 218V217H208ZM69 219V218H68ZM96 219V218H95ZM103 219V218H102ZM169 219V220H168ZM104 220V219H103ZM107 220H104L105 221V223H108V222H106ZM114 220V221H115ZM174 220V221H173ZM214 220V221H215ZM23 221V220H22ZM68 221V220H67ZM70 221V220H69ZM200 221V220H199ZM198 221V222H199ZM203 221H201V222H203ZM207 221H209V220H207ZM206 221V222H207ZM72 222V221H71ZM97 222H98V220H97ZM102 222V221H101ZM113 222V221H112ZM116 222H118V219H117V221ZM193 222V223H192ZM23 223V222H22ZM35 223H36V221H35ZM64 223H65V221H64ZM111 223V222H110ZM212 223V222H211ZM98 224V223H97ZM102 224V223H101ZM164 224H165V226H164ZM25 225H27V224H25ZM64 225V224H63ZM69 225V224H68ZM104 225V226H105ZM159 225V226H158ZM161 225V226H160ZM162 225H163V227H162ZM205 225V226H204ZM103 226V227H104ZM200 226V225H199ZM159 227H161V229L159 228ZM180 227H182V229L180 228ZM212 227H213V229H212ZM98 228H99V225H98ZM185 228V229H184ZM197 228V227H196ZM199 228V227H198ZM22 229V228H21ZM26 230H27V228H25ZM103 228H102V225H101V229H100V231L102 230ZM104 229H105V227H104ZM159 229V230H158ZM177 229L179 230L178 232H177ZM190 229V228H189ZM62 230H63V228H62ZM105 230H107V229H105ZM210 230V231H209ZM64 231V230H63ZM63 231H62V233H63ZM67 231V230H66ZM104 231V230H103ZM108 231H110V230H108ZM108 231H104V232H106V235H108L107 233H109ZM159 231H161V232H159ZM95 232V231H94ZM110 232V233H111ZM152 232H155V233H152ZM158 232H159V234H158ZM197 232V231H196ZM198 232H200V231H198ZM223 232L225 233L226 232V234H224L223 235ZM67 233H68V231H67ZM96 233H98V232H95L94 234H96ZM151 233V234H150ZM157 233V234H156ZM237 233V234H236ZM66 234V233H65ZM93 234V235H94ZM150 234V235H149ZM156 234V235H155ZM179 234H181V232L179 233ZM179 234H177V235H179ZM190 234V233H189ZM194 234V233H193ZM223 235V236H220V235ZM87 235V234H86ZM104 235V234H103ZM102 235V236H103ZM106 235H105V237L103 236V238H104V240H106L107 238H106ZM174 235V236H173ZM184 235V234H183ZM197 235V234H196ZM215 235H213L214 237H215ZM88 236V235H87ZM95 236V235H94ZM109 236H111V234L109 235ZM117 236V237H116ZM148 236V237H147ZM181 236V235H180ZM185 236H187V235H185ZM193 236V235H192ZM204 236V235H203ZM218 236H220V237H218ZM89 237H90V235H89ZM99 237V236H98ZM98 237H96V240H97V238ZM176 237H178V236H176ZM221 237H223V239L221 238ZM231 237H232V235H231ZM102 238V237H101ZM111 238V237H110ZM114 238V239H115ZM156 238V237H155ZM158 238H160V236L158 237ZM179 238V237H178ZM198 238V237H197ZM204 238V237H203ZM229 238V237H228ZM89 239V238H88ZM112 239V238H111ZM185 239V238H184ZM184 239L182 240V241H184ZM219 239V240H218ZM103 240V241H104ZM107 240H109V241H111L109 238L107 239ZM179 240V239H178ZM211 240V241H210ZM217 240V241H216ZM237 240V239H236ZM101 241V240H100ZM108 241V242H109ZM226 241H228V240H226ZM232 241H234V240H232ZM231 241V242H232ZM98 242V241H97ZM141 242H143V243H141ZM167 244H166V243ZM206 242V241H205ZM229 242H230V240H229ZM230 242V243H231ZM103 243V242H102ZM105 243H106V241H105ZM158 243H157V245H158ZM180 243V242H179ZM226 243V242H225ZM138 244V243H137ZM145 244H146V242H145ZM201 244V243H200ZM203 244V245H204ZM227 244V243H226ZM232 244V243H231ZM239 244V245H240ZM105 245V244H104ZM153 245V244H152ZM156 245V246H157ZM163 245H165V246H163ZM183 245V244H182ZM203 245H201L200 246V250L202 249V251L201 252H204V254H206V257H208L207 255H208V252L206 251V247L204 248L203 247ZM213 245H214V247H213ZM217 245H219L218 247H217ZM229 245V244H228ZM238 245V246H239ZM19 246V245H18ZM24 246V245H23ZM22 246V247H23ZM93 246V245H92ZM92 246H91V248H92ZM95 246V245H94ZM106 246V245H105ZM187 246V247H186ZM20 247V246H19ZM100 247V246H99ZM101 247H103V246H101ZM145 247V246H144ZM144 247H142V248H144ZM165 247V248H164ZM232 247V246H231ZM90 248V247H89ZM166 248H168V249H166ZM189 249V251H187L188 249ZM23 249V248H22ZM145 249V248H144ZM214 249V250H213ZM217 249V250H216ZM239 249V250H240ZM24 250H26V249H24ZM95 250V249H94ZM223 250H225V249H223ZM232 250V249H231ZM82 251H84V250H82ZM86 251V250H85ZM91 251V250H90ZM102 251V250H101ZM129 251V250H128ZM222 251V250H221ZM220 251V252H221ZM22 252H23V250H22ZM97 252V251H96ZM130 252V251H129ZM131 252H132V250H131ZM190 252V253H191ZM206 252V253H205ZM219 251H218V253H220ZM225 252H227V251H225ZM225 252H224V255H225ZM21 253V252H20ZM128 253V252H127ZM135 252H132V256H133V254H134ZM136 253H137V251H136ZM168 253H170V255H168L169 257H167V255L166 254H168ZM191 253V254H192ZM85 254V253H84ZM88 254H89V252H88ZM221 254V253H220ZM220 254H218L219 255V257H220ZM228 254V255H227ZM226 255L227 256H229L230 254H231V251H230V253L228 252ZM80 255H81V253H80ZM96 255V256H97ZM135 255H134V257H135ZM201 255V254H200ZM218 255H217V257H218ZM83 256V255H82ZM85 256H89V255H85ZM196 256H198L197 254H196ZM212 256V255H211ZM215 256V255H214ZM18 257V256H17ZM24 257V256H23ZM81 257V256H80ZM84 257V256H83ZM90 257V256H89ZM187 257H188V255H187ZM186 257V258H187ZM190 258L192 257V256H189ZM204 257V256H203ZM218 257V258H219ZM226 257V256H225ZM225 257H224V259H225ZM232 257V256H231ZM230 256H229V258H231ZM82 258V257H81ZM185 258V259H186ZM82 259H85V258H82ZM88 259V258H87ZM110 259V260H109ZM131 259V258H130ZM135 259L137 260V257H135ZM193 259H194V257H193ZM208 259V258H207ZM210 259V258H209ZM214 259V258H213ZM212 259V260H213ZM226 259H228L227 257H226ZM235 259V258H234ZM233 259V260H234ZM4 260V259H3ZM2 260V261H3ZM17 260H18V258H17ZM126 260V259H125ZM187 260V259H186ZM190 260H192V258L190 259ZM189 260V261H190ZM195 260V259H194ZM215 260H217V258H215L214 259V262H215ZM236 260H234V262L236 261ZM240 260L242 261V262H240ZM16 261V260H15ZM23 261V260H22ZM107 261V262H108ZM112 261V260H111ZM132 262L133 261H135V260H131ZM158 261H159V259H158ZM169 261V260H168ZM168 261L166 260V262L168 263ZM185 261V260H184ZM188 261V260H187ZM195 261H200V260H195ZM210 261V260H209ZM122 261L120 260V263H121ZM127 262V261H126ZM136 263H137V261H135ZM163 262H165V261H163ZM172 262V261H171ZM180 262V263H181ZM236 262V263H237ZM13 263V262H12ZM23 263V262H22ZM96 263H98V262H96ZM123 263H125V262H123ZM157 263V261L155 262V263H153V264H156ZM185 263V262H184ZM203 263V262H202ZM219 263V262H218ZM1 264V263H0ZM98 264H101V263H98ZM103 264V263H102ZM105 264H106V262H105ZM108 264V263H107ZM132 264V263H131ZM158 264V263H157ZM171 264V263H170ZM175 264V263H174ZM204 264H213V263H204ZM214 264H216V262L214 263ZM225 264V263H224Z\"/></svg>", "mask_w": 264, "mask_h": 264}]
</instances>
